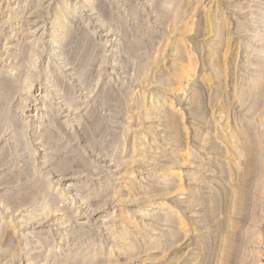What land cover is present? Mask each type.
Returning a JSON list of instances; mask_svg holds the SVG:
<instances>
[{
    "label": "rangeland",
    "instance_id": "rangeland-1",
    "mask_svg": "<svg viewBox=\"0 0 264 264\" xmlns=\"http://www.w3.org/2000/svg\"><path fill=\"white\" fill-rule=\"evenodd\" d=\"M83 1L84 0H0V77L2 76L0 79V81L2 80V83L0 82L1 83L0 88H3V89H0V95H3L2 97L0 96V106L3 108L5 106L4 110H6L5 111L6 114L3 113L4 111L2 108L0 110V112L3 115L5 114V116H3L0 113V145H1L0 149H1L2 145L4 147V151H3V149H1V151H0V162L1 163L3 162L2 164H0V183H2L1 179H3V181H5V183H6L5 184L3 182L0 185V224H1L0 225V231L2 232L0 234V239H1V241H0L1 242L0 243V261L3 260L2 262H5L6 264H11V263L12 264H20V263L21 264H41V262H43V264H49L52 261H55V260L57 261V259H54L53 257L56 258L57 256H60L57 258L61 262L64 260L67 261V262L66 261L62 262V264L63 263L64 264L65 263L66 264H73V263L76 264L77 262H78L77 264H80V263L81 264H85V263L88 264V262L92 260V259L89 260L90 259L89 258L90 257L89 252L92 251L94 248H96V246L101 244L102 249L100 250V252L102 251V253L99 254L100 256L97 255L95 260L93 258L92 262H89V264H93V263L97 264V262L99 260L103 261L100 264H112V263L115 264L116 262L115 261L112 262L111 260H116V257H117V259L120 257V259L118 260L119 262L117 261L116 264H124V261L126 263L127 260H129L127 258L135 256L136 254H138V255L131 258V260L127 264H137V263H139V264H152V263L153 264H174L175 262L177 264H187V263L188 264H195V263L196 264L197 263H199V264H218L221 262L220 257L223 256L220 254V252H222V254H223V250H221V248L223 249V247L220 248V246L221 245L223 246V244H224L223 243L224 241L220 242V240H224V238L223 237L220 238V236L223 235L224 237H226L227 235L231 234L233 231V237H235V236L238 237V240L236 237L234 238V240H237V242L235 241L236 246L234 247V249H236V250L233 249L234 252L231 253L232 255L230 256V259H228V261H226V262L229 263V261H230L229 264H231V263L232 264H251V263L252 264H264V218H263L264 217V191L262 192V190H264V188L260 189L257 185L258 183H255L256 185L254 184L256 179H257V181L259 179H261V181H258V182L264 183L263 182L264 179H262V177H264V174H263L264 173V164H263L264 163V161H263L264 160V158H263L264 157V148L258 149V147L264 146L263 145L264 141L262 140V138L264 139V107H263L264 106V97H263L264 94L261 95V93H264L263 92L264 91V84H262V83H264V80H263L264 76L258 77V78H262V79L257 78L256 80L252 81L251 85H249V87L247 88V91H245V94L243 95L241 100H237L234 97L233 93H231L230 91L224 93L221 96L222 98L217 96V94L215 93V90L208 91V92H210L209 93L210 95L209 94L207 95V93H205L207 91H205L206 89L204 88V86L202 84H198L197 82H194V84L190 87L189 91L186 93V95L184 96L182 101H180L181 103L180 102L177 103V104H179L178 106L180 108H182L181 109V116L182 117H181V119L179 118V120H182V122L180 121L181 123L184 122L183 123L184 124L183 125V127H184L183 131H187V133L182 131V133H183L182 138H184V139H181V141L179 142L180 143L179 146H181L179 148L183 151H180L178 153H176V151H177L176 147H178V146L170 144V134H168L169 131L167 129H165L163 125H161L162 123H161L160 118L158 119V117L161 116L162 112L158 114L159 116H157L153 122L147 121V118L144 116L145 105L149 104L155 98V96L157 94H160L162 96H166L169 98L174 96V94H172L171 92L161 91L160 90L161 88L159 87V85L154 83L153 80L154 81L155 80H161L160 78H163L162 76H170L173 73V67L175 64V59L172 55V51H173L172 47L175 46V44L173 43L175 33L173 32V26L172 27H170V26L174 25V24H172V22L175 23L177 21L176 20L177 18L175 19V17L178 16L179 21L181 19L182 20L187 19L186 21H188L189 23L194 24V21H195L200 25L199 21H202V19H203L200 15H202V14L204 15V13H201V12L205 11L206 8H208L210 6L217 4L219 10L222 11V13H224L227 16V18L229 19L230 27L232 29V32H233L235 38L237 39V42L235 41L234 43H236V45L239 46V50H240V53L237 56V59L235 61L233 60L236 65L234 63L230 65L229 71L231 70L230 71V73H231L232 71L236 72L238 66L242 63V59L245 57L246 44H244V43H246V40H244V39L246 37V34L250 33L252 31V29L255 27V22H256V19H254V16L251 15V17H250V15L248 13H246V9L242 8V7H245L249 4H254L255 2L243 0L242 1L243 3L239 7H235L233 3L226 2L224 0H198L197 2H196V0H194L193 2H191L192 0H190V2H189V0H164V2L167 1L168 3L162 2L163 0H156L157 2L154 0H152V1L151 0H132V1L131 0H103L104 4H106V6H107V10L110 11L109 12L110 18L105 17V18H107L106 19L107 21L105 19L100 18L101 13L98 10L99 8L95 9V11L91 12L90 9L86 6L85 9H82L78 12V14L75 16L76 18L73 16L70 19V23H71L70 25L72 26L73 30H75L78 37H80L79 39H83L84 41H86L85 42L86 44H88L91 41L90 42V48L92 49V52L94 51L93 56L91 55V59L94 60V61L92 60L94 62V65L92 64V66H91L92 67L90 69L91 75H90V77H89L90 79H89L87 77L85 78L82 76L81 71H79V69H80L79 67L75 68V66H79L78 62H75L74 66H70V65H73L74 61L71 62L72 64L70 62H67L64 64L61 62V52H62V48H63L62 46L60 48H58V53L54 54V52L50 53V51L48 49V45H47L49 37L52 34V25H53L54 19L56 18L58 13H60V11H62V10H69L68 13H70V11L74 9V7H77L80 4H82ZM159 1H160V5H158ZM131 2H133V3H131ZM155 3H157V6H159L160 8L164 7V5H165V8H162L163 10L161 9V11H159V13L164 11V12H162V15H161V13L157 14V12H158V10H160V8H153L156 5ZM161 3H163V5H161ZM132 4H133V6H132ZM67 5H69V6H67ZM151 5L153 7H151ZM69 8H71V9H69ZM156 9H158V10H156ZM135 10H136V12H134ZM180 10L182 12H184L185 15L183 13L181 16ZM177 13H180V14H177ZM175 14H177V15H175ZM188 14H190V16H188ZM186 15L189 17V20H188V17H186ZM180 16L184 17V18L186 17V18L184 19V18H181ZM101 17L103 18V16H101ZM199 17H201L202 19ZM77 18H79V20ZM170 18H172L171 19L172 22H170L171 21ZM193 18H194V20H193ZM158 19H163V21L158 20ZM166 19H167V21H166ZM173 19L175 22L173 21ZM161 22H163L162 25H161ZM164 23H166V24H164ZM38 24H40V25H38ZM239 25H240V27H239ZM46 27H48V28H46ZM76 28H79V29L77 30ZM33 29H35V30H33ZM241 29H243V30H241ZM40 30H42V32ZM108 30H109V32H108ZM245 30H248V31L245 32ZM80 31H81V33H80ZM87 31L90 32V34H92V35L89 36L88 35L89 33ZM161 35H163V36H161ZM198 35H200V34L190 35L191 38L189 40H192L194 42V44H197V41L199 38ZM82 36H84V37L86 36V38H84V37L81 38ZM91 36H92V38H91ZM94 40H95V43H94ZM165 40H167L168 42L166 43ZM120 41H121V44L119 45ZM98 44L99 45L101 44L100 48H101L102 53H99L100 50L99 51L97 50V48L99 49ZM164 44H167V45H164ZM119 46H121L122 48ZM163 46L164 47L166 46V47H165V49H163V52H162L161 48H163ZM27 48H29V49H27ZM193 48H194V45H193V47H190V50L192 51ZM39 49H41V50H39ZM42 49H43V51H42ZM120 49H121V51H120ZM19 50H20V52H19ZM71 51H73V50H71ZM157 52H159V53H157ZM17 53H21L23 55V57H21L22 56L21 54L18 55ZM95 53H96V55H95ZM161 54H162V56H159L156 58V55H161ZM17 55H18V57H15ZM198 55H200V54H198ZM126 56H128V57H126ZM167 56H168V58H167ZM164 57L166 58L165 61H163L165 59ZM15 58H17V59H15ZM154 58H156V60H154ZM158 58H161V61L158 60ZM19 59L22 60V63L20 65H19V62H21V61H18ZM25 60H27V61H25ZM35 60H36L37 64L34 62ZM119 60H122V61H119ZM162 61H163V63H161V64L156 63V62H162ZM57 62H59V63H57ZM17 63L19 65V67H18V65H16ZM149 64H150V66H149ZM35 65H36V67H35ZM154 65H158V66L160 65V66L158 67V66H154ZM171 65H173V66H171ZM46 67H48V68H46ZM60 67H63L64 69L60 68ZM65 68H67V69H65ZM46 69H48V70H46ZM154 69H157V70H154ZM5 71H8L9 76L7 74H5V73H7ZM60 71H61V73H60ZM145 71L147 73L150 72V73H148V75L145 76V78H147V81H148V77H149V82L152 83L151 85L149 82H147V81L145 82L144 74H147ZM140 72H142V74ZM167 72H168V74H167ZM76 73H78V74H76ZM152 73H153V77L155 79L152 78ZM56 74H58V76H57L58 78L63 79V84H62V81L60 83V81H59L60 79L55 77ZM157 74H160V75H157ZM237 74H240V73H237ZM263 74H264V72L261 73V75H263ZM26 75H28V76H26ZM12 77H14V80L11 79ZM25 77H26V80H25ZM8 78H10L11 80ZM35 78H37V79H35ZM4 79H6V80L8 79L9 81L5 83ZM86 79H88V80H86ZM150 79L151 80L153 79V80L151 81ZM79 80H80V82H79ZM257 80L258 81L261 80V82H258ZM25 81H29V82H25ZM3 82L6 85L3 84ZM10 83H15L16 85L12 84V86H11ZM253 83H254V85H253ZM30 84L32 86L29 88L30 90H28L27 88L30 86ZM70 85L72 88L70 87ZM62 86L65 88V90L62 88ZM6 87H8V88L5 89ZM67 87H69V88H67ZM258 87H259V89H258ZM11 88H12L13 92H16V94L11 92ZM202 88H204V90ZM250 88H251V90H250ZM68 89L71 92L67 91ZM194 89L202 90L200 92V102H203V106H202V103H200L198 106H196V103H193V102H195V101H193L194 98L192 100V97H194V94H195ZM248 89L250 91H248ZM253 89H255L256 91ZM108 90L112 91V92H110V93H112L111 95L109 94V92H105ZM1 91L2 92L5 91L6 93H8V95H10L12 93L11 96H9L11 98H8V99H11L12 101L11 100L10 101L9 100L3 101L2 98L7 99L8 95L7 94L5 95ZM258 91H261L260 94L258 93L260 96L257 94ZM98 93L102 94V95H100L101 97L98 96L99 95ZM249 93L251 96H248ZM41 94L46 95L45 99H42ZM202 94H204V96ZM12 95H15V96H12ZM64 95H65V97H64ZM66 95L68 96V98L70 97L71 99L73 97L76 98L75 99L76 103L81 101L79 105L82 104V106H79V105L77 106L76 103H74V100H73V104H71L70 102H67L68 100L70 101L71 99H68ZM72 95H73V97H72ZM205 95H206V97H205ZM225 95H226L227 99L225 98ZM255 95L257 97H255ZM109 96H113V98H114L112 104H110L107 101ZM213 96H215L217 98L216 101H215L216 98ZM23 97H25V98H23ZM233 97H234V99H233ZM30 98H32V99H30ZM78 98H79V100H78ZM141 98H142L143 102L141 101ZM91 99L93 101L92 104L94 103L93 105L96 106L95 110L93 109L94 111L92 110V108L94 106L90 105ZM115 99H116V101H115ZM203 100H205L206 102L204 103ZM220 100H222V101H220ZM225 100H226L227 107L225 104ZM6 101L9 103H7ZM191 101H192V103H191ZM82 102L83 103L88 102V103L85 106V104H83ZM117 102H119L118 105L116 104ZM221 102H224V103H221ZM107 103H109V104H107ZM229 103H231V104H229ZM47 104H49V105H47ZM136 104H138V106ZM139 104H143L141 106H143L144 109H143V107H140ZM221 104L223 106H221ZM40 105H43V106H40ZM71 106H73V107H71ZM87 106H90V107L87 108ZM91 106H93V107H91ZM114 106H115V109L118 108L117 111L119 113L114 109ZM200 106H202V107H200ZM205 106L207 108H205ZM112 107H113V109H112ZM223 107H226V109L225 108L223 109ZM32 108H36V111L33 113L29 112L30 109H32ZM86 108L88 110H90V108H91V111L93 114L91 113V111H89V113L91 114L92 117H94V115H98L99 117L101 116L99 118L100 120L103 118V120L101 122H104V125H103V127H102V125H100L101 126L100 128L98 127L99 131H97L98 129H96L94 125L91 126V123L94 120L98 119V116L94 117L95 119L92 117L88 118L90 116V114L88 113V110H85ZM137 108H139V109H137ZM203 108H204V111L201 110ZM228 108H229V111H228ZM230 108H231V110H230ZM133 109H135V111H133ZM211 109H212V112L210 111ZM222 109L227 110V111L225 112ZM209 111L213 115V117L210 116V114H206V115L204 114V113H209ZM182 112L184 113V115ZM220 112H221V114H219ZM46 114H47V116H46ZM87 114L89 115L88 117H87ZM238 116H239V118H238ZM78 118H79V120H78ZM110 118H111V120H110ZM113 118H115V119H113ZM190 118L192 121L190 120ZM112 119L115 121L111 123ZM206 119H207V121H206ZM234 119H237V120H234ZM249 119H250V123L248 122ZM108 120H110V121H108ZM238 120H240V121L238 122ZM116 121L117 122L119 121L118 124ZM176 121H177V119L175 118L174 122H176ZM213 121H214V124L216 122L217 123L215 124V126L213 125V127H212L211 124H213ZM223 121H225V122H223ZM84 122H87V123H84ZM190 122H192V123H190ZM197 122H199V123H197ZM244 122H246V123H244ZM32 123H34V124H32ZM82 123H84V124H82ZM208 123H211V124H208ZM79 124H80V126L82 125L81 128L84 125L83 130H81ZM92 124H94V123H92ZM191 124H193V125H191ZM235 124L237 125L238 129H239L240 125L246 126L247 128L250 127L249 129H251V130L247 129V134L250 137V141L253 144L255 142V140H257V143L255 142L256 147L254 146L255 144H253V147H254V151L256 149L258 154L255 153L254 157H256L255 159L259 164L262 163V164H260L261 166L263 165V167H261L258 164H256V165L254 164V166H256L254 168H256V169L253 172H255L258 169L257 168L258 166H259V169H261L262 171L261 170L256 171L257 172L256 174L251 173L250 178H249V176H247L248 180L250 179V181L247 182V179H246V183H247V185L249 183H251L250 184L251 186L246 185V187H248L247 193H249V194H247L248 198L246 201V206H248V207L245 211V213L247 215L244 213V215H242V216H239V215L235 216L236 213L234 211H232V210L229 211L230 209L228 210V208L232 207V205L230 203V201H231V199H230L231 194L230 193L232 191L229 192V189L233 183L232 184L230 183L232 181V178H230V177H232V176H230L231 174H230V170L228 169V165L225 164L229 160L230 156H229V154H225V153H229L228 149H230V155H231V153H233L236 150L237 146L240 144V142L235 141L236 144L238 143L237 145H235L234 141H233V140H236L235 137H237V134H239V130L236 128ZM249 124H250V126H249ZM157 125L160 127H158ZM225 125H227V126H225ZM78 126H79V128H77ZM224 126L227 127L228 129L225 128ZM85 127H87L88 129ZM124 127L125 128L127 127V128L125 129ZM142 127H144V128H142ZM152 127H157V128L163 129L161 131L162 133L158 134L156 140H153V136L155 135V129ZM218 127H219V129H218ZM185 128H187L188 130L187 129L184 130ZM198 128H200V129H198ZM44 129H46V130L44 131ZM205 129H207V130H205ZM229 129H232V130L229 131ZM198 130H200V131H198ZM89 131L91 132L90 134H92L91 135L92 138L90 137L92 139V142L90 141L92 144H89L90 142L88 141L89 140L88 139L89 138V136H88ZM223 131H224V133H223ZM231 131H233V132H231ZM234 131H235V133H234ZM249 131H251L250 134H249ZM12 132H14L15 135ZM44 132H46V133H44ZM165 132H167V133H165ZM85 133H87L88 135ZM140 133H141V135H139ZM231 133L234 136L236 134V136L231 138V136H232ZM11 134H13V138L11 137ZM142 134H144V135H142ZM222 134L227 135V139L224 140L223 142L220 141L221 140L220 136ZM201 135H207V137H211V140H212L211 143H213V144L215 143V146L213 144H211V145L205 146V148H204V146H203L204 142L202 141ZM255 135H257V136L261 135L260 137H262V138H259V137H256V138H258L259 141L261 140L260 142L262 145L259 143L258 139H256V138L252 139L251 138V137H255ZM48 136H50V139H47V138H49ZM128 136H130V137H128ZM141 136L142 137L144 136V138H145V143L142 146H140V144H139V138ZM238 136H240V135H238ZM186 138H188L189 141ZM46 140L47 141L49 140L48 141V142H50L49 145L48 144L46 145V142H47ZM182 140H183V142L185 141L184 144H186L188 142L187 145H184ZM218 142H220L221 144ZM223 143H225V144H223ZM227 143H229V145L230 144L233 145L232 146L233 148L232 147L228 148L229 145ZM181 144H183V145H181ZM218 144L221 146H219ZM51 145H56V146L52 147ZM165 145H167V146H165ZM199 145H201L203 148L198 147ZM223 145H225V146H223ZM258 145H260V146H258ZM133 146H135V147H133ZM148 146H150V147L154 146L155 150H156V148L159 147V149H157V150H160V151H157V154L154 156L149 155L145 159L142 158L144 160H142V159L136 160L137 155H139L140 152L145 151V147H148ZM212 146L215 149H213ZM56 147H59L62 149L59 151L58 150L59 148L56 149ZM238 147H240V146H238ZM117 148H118V150H117ZM216 148H218V149L216 150ZM222 148L226 152L223 151ZM49 149H53V150H49ZM201 149H203V150H201ZM54 150L57 152H55ZM119 150H120V152H119ZM185 150L193 151L196 153V159L195 160H196L197 165L198 164H205L206 162H209V163H207V167L204 170L199 172L201 177L202 176L205 177L202 179H206V180L200 179V180L195 181L191 178V172L190 171L198 168V166L195 165L196 163H193V165H185V167H181L180 171L181 170H183V171H182V174L180 176L182 179L180 183L182 185H184V189H185L184 193L180 197H177L175 194H171V193L167 196H164L167 198L168 202L170 201L169 203L172 206H177L179 208H184L186 210H188L189 208L190 209L193 208L194 213H195V211L196 212L198 211L197 212L198 215H202L201 221H203V222H199V224L195 221L196 220L195 218L198 216V215H196L197 213H195V215H193L191 217L189 216V218H188V216H186V219L187 218H188V220L190 219V221L187 220V222L189 223V225L191 223L192 226H190V228H193V230L192 229H190L189 231L183 230V232H186L185 236H184L183 232H180V234H177V235L175 234V231L177 229V227H175V226H177V224L174 223L168 217H167L168 219L166 218L165 221L159 220L160 219L159 216H161V214L164 213L162 210L161 211L156 210V212L151 211L152 213L148 212V213H150V215H148L146 217H140L138 215L136 216L135 211L138 209V206H143V205L146 206L148 204L150 205V203H152L153 200L160 199L161 195L158 192H156L158 190V188L160 189V188L165 187L166 189L163 188L165 190L163 193H167L168 191L171 192L170 190H168L169 189L168 187H171L173 184L179 183V181H178V180H180L179 177H177L173 174V170L175 168L174 169L170 168L169 170H166L165 175L157 176L156 178L151 176V175H152V172L155 168H164L165 167L166 164L164 163L163 160L167 159V158H169V160H171V158H175L176 160L178 159L176 161V163L181 160L180 162H178V165H181L182 164L181 162H183V164L189 163V161H186L185 157H184L185 153H183V152ZM131 151H135V152H131ZM130 152L132 154H130ZM153 153L155 154V152H153ZM1 154H2V156H1ZM52 154H53L54 158L52 157ZM134 154H136V155H134ZM49 155H51V159H50V157L46 158V156H49ZM209 155L210 156L212 155L214 157L213 160H210L208 158V157H210ZM135 156H136V158H133ZM161 156H163L164 158ZM166 156H168V157H166ZM172 156H174V157H172ZM257 156H259L260 158H258ZM126 157H128V158H126ZM150 157H153V159L155 158V160L151 159ZM205 157L208 158L207 161H204L205 159H207ZM69 158H70V160H68ZM72 158L74 159L72 161H75V163L71 161ZM130 158L132 159V161ZM202 158H204V159H202ZM222 158L224 159V161L221 160ZM200 159H202L203 161ZM261 159H263V160H261ZM43 160L44 161L46 160V161L44 162ZM149 160H153V161H149ZM156 160H158V161H156ZM214 160H215V162L213 163L212 161H214ZM67 161H71V163L63 168L62 166H64L67 163ZM123 161H125V162H123ZM198 162H200V163H198ZM176 163L173 165L175 166ZM216 163H217V165L218 164L221 165V163H222L223 167H222V165L220 167H222L223 169L219 168L220 172H221V170L223 171V172H221L222 174L220 172H217V171H219V169L215 170L219 167L218 166L215 168ZM68 170L72 171V173L75 172V174L70 173V171H68ZM209 170H211V172ZM224 170H226V171H224ZM227 170H229V171H227ZM212 171H214L215 173ZM60 172H62V173H60ZM64 172L66 174L69 173L67 177H65L66 174ZM208 172H210V173H208ZM226 172H227V174H226ZM130 174L135 177V183L137 181L136 178H138V181H137L138 184H136V188L131 190L132 192H134L133 194H136V195H134L136 198H133V199L131 196L132 192L129 191L130 188L126 187L127 186L126 181L129 180L130 177H132V176L129 177ZM169 174H171V175L169 176ZM260 174H263V175L261 176ZM228 176H229V178H228ZM62 177L67 178L68 179L67 181L69 183L68 182L65 183V181L63 182ZM54 178H56V179H54ZM225 178H226V180H225ZM164 179H166L167 181H165ZM215 179H217V181ZM80 180L83 182L85 181V182L82 183ZM154 180L157 183H153V182H155ZM229 180H230V182H229ZM176 181H177V183H176ZM76 182L78 184L82 183L85 186H83L82 184H80L81 185L80 186V185L76 184ZM105 182H107V183H105ZM215 182H216V184H215ZM218 182H220V184ZM88 183L90 185H87ZM169 183H170V185H169ZM217 183H218V185H217ZM224 183L225 184L227 183L228 185H225ZM69 185H71V186H69ZM210 185H212V186H210ZM224 185L229 187V188L224 187V188H227L226 189L227 192L225 191V189H223ZM90 186H93V187H90ZM155 186H157V187L151 188V187H155ZM213 186H215V187H213ZM72 187L73 188L75 187V188L73 189ZM79 187H81V188H79ZM99 187H100V189H99ZM140 187H142V188H140ZM193 187H195L199 190V196H201V197L195 196L194 200H192V202L190 203V202H188V200H189L188 198H190L191 195H193V193L195 191L194 190L195 188H193ZM212 187L214 189L216 187L217 188L214 190ZM144 188L146 190H144ZM186 188L188 190H186ZM208 188L209 189L211 188L212 191L208 190ZM7 189H9V191ZM136 189H138L137 190L138 193H140V191H141L139 189H142V191L149 190L148 192H150L151 194L145 192L146 195L145 194L144 195L139 194V196H138ZM151 189H152V191H151ZM220 189L223 190V192H224V193L222 192L223 195L221 193H219L220 191H216V190H220ZM91 190H95V191H91ZM98 190H100L101 192ZM107 190H108V192H105ZM3 191L4 192L6 191V192L4 193ZM14 191H16V192H14ZM110 191L113 194H111ZM117 191H119L118 194L115 193ZM126 191L127 192L129 191L128 192V194L130 193L129 196L127 195V193H124ZM17 192L20 195L18 194L17 195L18 197L14 198V197H16L14 195H16ZM99 192L101 193L100 194L101 196L98 194ZM121 192H123V194ZM217 192L220 194V196L218 195ZM225 192H226V194H225ZM9 193L11 195V199L7 198V196L10 197L8 195ZM81 193L84 195L89 194L88 196L90 198L92 197L91 199H93V197L94 198L97 197L96 199H94V200H97V202L95 201V204L97 203V205L92 203L94 201H92L89 198L87 199L86 202H82L80 195H79ZM103 193H106V194H103ZM109 193L111 195H107ZM211 193H213V195H215L216 198L221 197V198H219V200L217 199L216 206L214 207V209L212 211L209 210V205H208V203H210L209 200L208 201L206 200V199H208V197L210 195H212ZM260 193H262L263 195L262 194L260 195ZM53 194L55 195V198H54ZM90 194L91 195L93 194V196H91ZM119 194L124 196V197L121 196L120 200L118 199ZM102 195H104V196L107 195V196H106V198L103 199L104 196H102ZM228 195L230 196V198H228L229 197ZM248 195H250V197ZM12 196H14V197L12 198ZM28 196H30V198L33 201L31 199H28ZM130 196H131V198H129ZM222 196H224V197L226 196V199L227 198L229 199V201H228L229 203L227 202L226 199H223L224 197H222ZM1 197H3V198H1ZM23 197H26V198L22 199ZM6 198L9 201L11 200L10 203H8L9 201H7ZM40 198L43 200H41ZM48 198H52L54 200H51ZM123 198H127L128 201L127 202L121 201ZM12 199H14V200L16 199L17 202H18V199H21V200H20V202H18V204H16L17 202L13 201ZM66 199H67V201H66ZM209 199H210V197H209ZM258 199H261V200H258ZM29 200L32 202L31 203L29 202L26 205L25 202L26 201L28 202ZM40 200H41V203L38 202ZM256 200L260 201V203ZM195 201H197V202H195ZM219 201H221L220 204H219ZM22 202H24V203H22ZM98 202H100V203H98ZM186 202H188V203H186ZM22 204H23V206H22ZM33 204H34V206H32ZM91 204H92V206H91ZM40 205L42 206L41 207L42 209L40 208ZM228 205H230V207ZM35 206H37V207H35ZM89 206H91V207H89ZM17 207L19 209H17ZM62 207H63V209H62ZM66 207H68L67 208L68 210L67 209L64 210V208H66ZM206 207H208V208L206 209ZM42 210L44 211L43 216H42V214H43ZM122 211H127L128 214L133 216V220L136 222L141 221L142 218H144V219L146 218L144 220V223H146V226L143 229H140L137 226V228L132 227L129 231V234L131 236L136 235V236L140 237L139 244H138L140 251L137 253L135 252L137 250H135L132 253L126 252L127 254L121 252L119 256H116L115 258H108L106 260L105 257H110V254H108V252L110 253V251L112 249H118V247H120L122 245L120 240L115 236V234L114 235L110 234L109 229L110 228L112 229L113 228L112 226H114L115 224L120 226V228H122V227L128 228V225H129V223L126 219L121 218ZM209 211H211L212 213H210ZM27 212H29L30 214H28ZM232 212H234V213L232 214ZM46 213H48V215ZM31 214H32V216H31ZM36 214H39V217ZM153 214H155V216ZM28 215L30 218L32 217L30 220H29ZM66 215H69V217ZM70 215H73V217ZM256 215H258V217ZM103 216L105 217V219ZM21 217H23V218H21ZM98 217H100V218H98ZM227 217H230V219ZM19 218H20V220H19ZM24 218L26 219V221ZM40 218L42 219L41 221H40ZM233 218L236 219L235 221H237L238 223H241L240 226L237 223V225L239 227L236 226L235 228H238V230L240 232L242 231V233H239L238 230H236L235 228L234 229L233 228L231 229V227L229 228V225H228L229 223H225V222H228L229 220L233 221L234 220ZM253 218H255L256 221H255V219L253 221ZM58 219H60V220H58ZM220 219H223V220L219 221ZM238 219H240V221ZM260 219H262V220H260ZM21 220L24 224H21L22 223V222H20ZM192 220H194V221H192ZM63 222H65V223H63ZM155 222H157V223H155ZM165 222H167V223H165ZM255 222L256 223L258 222V223L256 224ZM81 223H84V224H81ZM220 223H222L224 226L214 228V226H217L216 224L221 225ZM85 224L87 226L88 225L92 226V228L90 226L87 227ZM107 224L109 226H107ZM225 224L228 225V228H226L227 225H225ZM149 226H152V227H149ZM26 227H27V229H26ZM155 227H158V229L156 230V232L157 231L158 232L155 235V238H157L158 240H161L162 236L160 235V233L163 230L167 229V232H165L166 238H165V242H163L159 248L152 249L151 252H156V253H152L151 255H149V253L146 252V245L143 242L142 237H144L146 235V233L148 234L150 232V230H154ZM171 227H172V230H171ZM250 227L251 228L253 227V230L255 231V233L253 230L250 229ZM41 228H43V229H41ZM197 228H200V230L199 229L197 230ZM240 228H242V229H240ZM25 229L29 230V231H26ZM194 229H195V232H194ZM248 229H249V231H248ZM258 229H259V231H258ZM34 230H36L37 234L38 233L39 234L37 235L36 232H34ZM42 230H44V231H42ZM235 230H236V235L234 236ZM244 230H245V232L247 231L248 233H251L253 231L252 233H254V234H256V233L261 234L260 239L258 241H256L257 244L255 243V241H254L255 244H253L252 240L250 239V236L247 237L248 236L247 232L246 233L243 232ZM68 231L70 232V234ZM118 231H119V229L115 232H118ZM213 231H215V234L213 233ZM229 231H230V233L227 234ZM30 232L33 235H31ZM188 232L189 233L192 232V234H188ZM224 232H227V233L223 234ZM25 233H28V234H25ZM59 233H60V235H59ZM46 234H48V235L46 236ZM72 234H74V235H72ZM167 234H169V235H167ZM197 234H198V236H196ZM242 234L243 235L246 234L247 236L246 235L242 236ZM64 235H66V236H64ZM92 235H94V236H92ZM187 235H189V236H187ZM208 235L210 237L212 235L213 236L215 235L217 238L215 240V239H212V238H215V236L210 238ZM238 235H240V236H238ZM42 236L43 237L46 236V239H43ZM110 236L112 238H110ZM113 236H115V237H113ZM179 236H181V238H183V239H180ZM203 236H206V237H203ZM36 238L42 244H40L39 242L37 243ZM47 238L49 239V241L51 243L48 241ZM50 238H53L54 241H51ZM177 238L180 240L177 241L178 240ZM200 238H202L204 240V243H206V245L205 244L203 245V242H202L203 240ZM206 238L210 239L211 242L209 243L208 241H210V240H208ZM9 239L10 240L12 239L10 241V243H9ZM39 239H41V240H39ZM96 239H98V240H96ZM171 240H173V241H171ZM195 240L196 241L198 240V243L202 240L201 241L202 243L200 242L201 245H200V243L198 245V243ZM6 241L9 244H11L12 241L14 242L11 244V245H13L12 246L13 250L10 247L11 245L9 246V244H8V246H6L7 245ZM43 241H45L46 243ZM213 241H216V242H213ZM34 242H36V243H34ZM76 242H78V243H76ZM93 242H95L96 244H94ZM140 242H142V243H140ZM173 242H175L176 245L172 244ZM249 242H250V244H249ZM24 243H27L28 246ZM49 243L51 244V246H50L51 248L48 247L50 245ZM143 243H144V245H142ZM20 244L25 245L27 248H25L24 246L23 247L20 246ZM89 244L92 246H90ZM171 244H172V246H171ZM196 244L198 246H196ZM207 244H210L212 246H210V245L207 246ZM219 244H221V245H219ZM53 245L55 247H53ZM141 245L143 247L145 246L144 247L145 249L143 247H141ZM166 246L167 247L169 246V248H167ZM213 247H215V248H213ZM217 247H219L220 251L216 250ZM236 247H238V249ZM252 247H254L255 249ZM29 248H32V249L30 250ZM53 248H55V249H53ZM87 248H89V249H87ZM90 248H93V249H90ZM197 248H199V249L203 248V249H200V250L198 249V251H197ZM207 248H208V250H207ZM18 249H20V250H18ZM24 249H26V250H24ZM85 249H86V251H84ZM141 249H143L145 253L143 251H141ZM178 249H180V250H178ZM183 249H185V250H183ZM193 249H194V251H193ZM37 250H38V252H37ZM30 251H32V252L34 251L33 256L35 255V257L31 256L32 254ZM159 251H161L162 254ZM166 251H167V254H166ZM202 251L204 253H202ZM251 251H254V252H252L254 259L252 258V256H249V255H251L250 254ZM11 252H12V254H11ZM44 252L48 253L47 254L48 256L43 255V254H45ZM217 252H219L218 253L219 255H217ZM38 253H40V255ZM87 253H89V254H87ZM106 253H107V255H105ZM173 253H175V257L173 256ZM200 253L202 255H200ZM234 253H236V254H234ZM78 254H79V257L78 256L75 257ZM122 254L125 255V257H123ZM163 254H166V255H163ZM37 255H39V256L37 257ZM126 255H127V258H126ZM192 255L193 256L197 255V256L193 257ZM44 256H46V257H44ZM81 256H83V257L80 258ZM85 256L89 259H87ZM102 256L104 257V260H102V258H103ZM149 256L152 258L149 259L150 258ZM155 256H157V257H155ZM159 256L161 258H159ZM68 257H70V258H68ZM231 257H232V259H235V258L236 259L233 261L231 259ZM5 258H7V259H5ZM29 258L34 260V261H29L30 260ZM43 258H45V259H43ZM61 258H64V259H61ZM65 258H68V259H65ZM76 258H77V260H76ZM98 258H100V259H98ZM52 259H54V260H52ZM69 259H71V260H69ZM80 259L81 260L83 259L82 261H84V262H82V261L80 262ZM85 259H86V261H85ZM187 259H190L191 262ZM191 259L192 260L196 259V260L192 262ZM149 260H150V262H149ZM176 260H178V261H176ZM197 260H199V261H197ZM73 261H75V262H73ZM101 261H99V262H101ZM2 262H0V264H5ZM226 262H225V264H226Z\"/></svg>",
    "mask_w": 264,
    "mask_h": 264
},
{
    "label": "bare ground",
    "instance_id": "bare-ground-1",
    "mask_svg": "<svg viewBox=\"0 0 264 264\" xmlns=\"http://www.w3.org/2000/svg\"><path fill=\"white\" fill-rule=\"evenodd\" d=\"M132 1V0H131ZM152 1V0H151ZM154 1H156V0H154ZM194 0H192L191 2H193ZM198 0H196V2H197ZM224 1H226V2H230V3H233L234 4V6L235 7H239L243 2V0H224ZM236 1V2H235ZM248 1H250V2H255L254 4H249V5H247V6H245V7H242V8H245L246 9V13H248L249 15H250V17H251V15L252 16H254V19H256V22H255V27L252 29V31L250 32V33H248V34H246V37H245V39L244 40H246V43H244V44H246V48H245V57L242 59V63L238 66V68H237V70H236V72H231L230 73V71H229V68H230V65L231 64H235V60L237 59V56L239 55V53H240V50H239V46H237L236 45V43H234L235 41L237 42V39L235 38V36H234V34H233V32H232V29H231V27H230V22H229V19L227 18V16L224 14V13H222V11H220L219 10V8H218V5L216 4V5H212V6H210V7H208V8H206V10L205 11H203V12H201V13H204V15L202 16V15H200L201 17H199V18H201L202 19V21H199V23H200V25L197 23V22H195L194 21V24L193 23H189L188 21H186V20H178V16L177 17H175V19L177 20L176 22L174 21V19H173V21L175 22V23H173L172 22V18H170V22H172V24H174V25H171L170 27H172L173 26V32L175 33V37H174V44H175V46L174 47H172L173 48V51H172V55H173V57H174V59H175V64H174V67H173V73L170 75V76H162L163 78H160L161 80H153V82L154 83H156V84H158L159 85V87L161 88L160 90L161 91H163V92H171L172 94H174V96H172V97H166V96H162V95H160V94H157L156 96H155V98L149 103V104H147V105H145V113H144V116L147 118V121H149V122H153L154 120H155V118L157 117V116H159L158 114L159 113H161V116H159L158 117V119L160 118V120H161V125H163L164 126V128L165 129H167L168 131H169V133L168 134H170V144H173V145H176V146H178V147H176L177 148V151H176V153H178V152H180V151H183V150H181L179 147H181V146H179L180 145V141H181V139H184V138H182V131H183V123H181L182 122V120H179V118L181 119V109L182 108H180L178 105L179 104H177L178 102H180V101H182V99L184 98V96L186 95V93L189 91V89H190V87L194 84V82H197L198 84H202L203 86H204V88L206 89L205 91H207V92H205V93H207V95L210 93V92H208V91H212V90H215V93L217 94V96L218 97H221L224 93H226V92H228V91H230L231 93H233V95H234V97L237 99V100H241L242 99V97H243V95L245 94V91H247V88L249 87V85H251V83H252V81H254V80H256L259 76L261 77V76H264V74L263 75H261V73H263L264 72V0H248ZM157 2V1H156ZM162 2H164V0L162 1ZM189 2H190V0H189ZM212 2V1H211ZM210 2V3H211ZM106 3V2H105ZM131 3H133V2H131ZM164 3H168L167 1L166 2H164ZM209 3V4H210ZM69 4V3H68ZM108 4V3H107ZM153 4V3H152ZM156 5H155V7H153L152 5H151V7H153V8H160L159 6H157V3H155ZM195 4V3H194ZM78 5V4H77ZM135 5V4H134ZM158 5H160V1H159V3H158ZM161 5H163V3H161ZM208 5V4H207ZM67 6H69V5H67ZM88 7L89 9H90V11L92 12V11H95V9H98L99 11H100V13H101V16H103V18L100 16V18L101 19H107V18H105V17H108V18H110V14H109V12L110 11H108L107 10V6H106V4H104V2H103V0H84L83 2H82V4H80L79 6H77V7H74V9L73 10H71L70 11V13H68V11L69 10H62V11H60V13H58V15L56 16V18L54 19V22H53V25H52V34L50 35V37H49V40H48V43H47V45H48V49H49V51H50V53L51 52H54V54H57L58 53V48H60L61 46L63 47L62 48V52H61V62L64 64V63H67V62H73V65H70V66H74L75 64V62H78L79 64V66H75V68H77V67H79L80 69H79V71H81V73H82V76L83 77H87V78H89L90 77V75H91V66H92V64L94 65V60L93 59H91V55L93 56V52H92V49L90 48V42L88 43V44H86L85 42L86 41H84L83 39H79L80 37H78V35H77V33L75 32V30H73V28H72V26L70 25L71 23H70V19L74 16H76L77 14H78V12L80 11V10H82V9H85V7ZM132 6H133V4H132ZM157 6V7H156ZM61 7V6H60ZM63 8V7H62ZM162 8H165V5H164V7H162ZM162 8H160V10H158V9H156V10H158V12H157V14L159 13V11H161V9ZM221 8V7H220ZM231 8V7H230ZM68 9V8H67ZM69 9H71V8H69ZM194 9V8H193ZM240 9V8H239ZM134 10V9H133ZM163 10V9H162ZM224 11V10H223ZM97 12V11H96ZM134 12H136V10L134 11ZM162 12H164V11H162ZM162 12H160L161 13V15H162ZM243 12V11H242ZM90 13V12H89ZM156 13V12H155ZM159 13V14H160ZM180 13H181V16H182V14L184 13V12H182L181 10H180ZM180 13H177V14H180ZM192 13V12H191ZM240 13V12H239ZM156 14V15H157ZM165 14V13H164ZM163 14V15H164ZM177 14H175V15H177ZM184 15H185V13H184ZM183 15V16H184ZM198 15V14H197ZM246 15V14H245ZM166 16V15H165ZM180 16V17H181ZM188 16H190V14H188ZM187 15H186V17H188ZM54 17V16H53ZM185 17V18H186ZM194 17V16H193ZM76 18V17H75ZM163 18V17H162ZM165 18V17H164ZM181 18H184V17H181ZM184 18V19H185ZM195 18V17H194ZM194 18H193V20H194ZM198 18V19H199ZM236 18V17H235ZM78 20H79V18H77ZM200 19V20H201ZM233 19V18H232ZM75 20V19H74ZM158 20H162L163 21V19H158ZM157 20V21H158ZM188 20H189V17H188ZM103 21V20H102ZM107 21V20H106ZM166 21H167V19H166ZM160 22V21H159ZM93 23V22H92ZM162 23L163 22H161V25H162ZM169 23V22H168ZM167 23V24H168ZM164 24H166V23H164ZM163 24V25H164ZM198 24V25H197ZM254 24V23H253ZM38 25H40V24H38ZM160 25V26H161ZM241 25V24H240ZM240 25H239V27H240ZM159 26V27H160ZM232 26V25H231ZM242 26V25H241ZM31 27V26H30ZM37 27V26H36ZM45 27V26H44ZM79 27V26H78ZM46 28H48V27H46ZM77 30L79 29V28H76ZM101 29V28H100ZM244 29V28H243ZM243 29H241V30H243ZM33 30H35V29H33ZM87 30V29H86ZM31 31V30H30ZM29 31V32H30ZM41 32H42V30H40ZM246 31H248V30H245V32ZM79 32V31H78ZM88 32V31H87ZM108 32H109V30H108ZM49 33V32H48ZM80 33H81V31H80ZM89 34V36L90 35H92V34H90V32H88ZM92 33V32H91ZM119 33V32H118ZM154 33V32H153ZM156 33V32H155ZM105 34V33H104ZM192 34H200V35H198L199 36V38H198V41H197V44H194V42L192 41V40H189L190 38H191V36L190 35H192ZM32 35V34H31ZM119 35V34H118ZM123 35V34H122ZM171 35V34H170ZM38 36V35H37ZM154 36V35H153ZM159 36V35H158ZM161 36H163V35H161ZM40 37V36H39ZM42 37V36H41ZM84 36H82L81 38H83ZM32 38V37H31ZM84 38H86V36L84 37ZM91 38H92V36H91ZM168 38V37H167ZM196 38V37H195ZM242 39V38H241ZM36 40V39H35ZM89 40V39H88ZM169 40V39H168ZM123 41V40H122ZM166 41V43L168 42L167 40H165ZM94 43H95V40H94ZM165 43V42H164ZM121 44V41L119 42V45ZM93 45V44H92ZM91 45V46H92ZM164 45H167V44H164ZM193 45H194V48L192 49V51L190 50V47H193ZM98 46H99V49L97 48V50L99 51L100 50V52L99 53H102L101 52V48H100V46H101V44L99 45L98 44ZM44 47V46H43ZM119 47H121V46H119ZM166 47V46H165ZM165 47L163 46V48H161L162 50V52H163V49H165ZM42 48V47H41ZM122 48V47H121ZM27 49H29V48H27ZM21 50V49H20ZM20 50H19V52H20ZM39 50H41V49H39ZM71 50H73V51H71ZM95 50V49H94ZM123 50V49H122ZM42 51H43V49H42ZM120 51H121V49H120ZM41 52V51H40ZM39 52V53H40ZM96 52V51H95ZM161 52V53H162ZM31 53V52H30ZM36 53V52H35ZM105 53V52H104ZM157 53H159V52H157ZM18 55L19 54H21V53H17ZM131 54V53H130ZM198 54H200V55H198ZM18 55L17 56H15V57H18ZM22 55V54H21ZM95 55H96V53H95ZM159 56H162V54L161 55H156V58L157 57H159ZM21 57H23V55L21 56ZM20 57V58H21ZM96 57V56H95ZM126 57H128V56H126ZM130 57V56H129ZM35 58V57H34ZM156 58H154V60H156ZM165 58V57H164ZM167 58H168V56H167ZM15 59H17V58H15ZM24 59V58H23ZM37 59V58H36ZM125 59V58H124ZM29 60V59H28ZM38 60V59H37ZM47 60V59H46ZM93 60V61H92ZM158 60H160L161 61V58H158ZM157 60V61H158ZM166 60V58L163 60V61H165ZM234 60V61H233ZM18 61H21V62H19V65L22 63V60H18ZM25 61H27V60H25ZM119 61H122V60H119ZM163 61L162 62H156V63H163ZM36 64H37V62H36V60L34 61ZM47 62V61H46ZM56 62V61H55ZM155 62V61H154ZM54 63V62H53ZM57 63H59V62H57ZM113 63V62H112ZM45 64V63H44ZM49 64V63H48ZM72 64V63H71ZM172 64V63H171ZM16 65H18V63L16 64ZM19 65H18V67H19ZM26 65V64H25ZM60 65V64H59ZM58 65V66H59ZM164 65V64H163ZM236 65V64H235ZM149 66H150V64H149ZM154 66H158V65H154ZM160 66V65H159ZM158 66V67H159ZM166 66V65H165ZM171 66H173V65H171ZM17 67V68H18ZM35 67H36V65H35ZM45 67V66H44ZM43 67V68H44ZM55 67V66H54ZM32 68V67H31ZM46 68H48V67H46ZM60 68H63V67H60ZM70 68V67H69ZM73 68V67H72ZM64 69V68H63ZM62 69V70H63ZM65 69H67V68H65ZM236 69V68H235ZM46 70H48V69H46ZM154 70H157V69H154ZM14 71V70H13ZM12 71V72H13ZM151 71V70H150ZM4 72V71H3ZM5 72H7V73H5V74H7L8 75V71H5ZM31 72V71H30ZM146 72V71H145ZM154 72V71H153ZM158 72V71H157ZM60 73H61V71H60ZM63 73V72H62ZM141 74H142V72H140ZM147 73V72H146ZM148 73H150V72H148ZM148 73L147 74H144V78H145V76L146 75H148ZM237 73H240V74H237ZM13 74V73H12ZM48 74V73H47ZM59 74V73H58ZM58 74H56L55 75V77H57L58 76ZM76 74H78V73H76ZM167 74H168V72H167ZM36 75V74H35ZM38 75V74H37ZM157 75H160V74H157ZM162 75V74H161ZM166 75V74H165ZM234 75V76H233ZM9 76V75H8ZM11 76V75H10ZM26 76H28V75H26ZM33 76V75H32ZM51 76V75H50ZM62 76V75H61ZM74 76V75H73ZM2 77V76H1ZM1 77H0V79H1ZM60 77V76H59ZM138 77V76H137ZM148 77V76H147ZM28 78V77H27ZM47 78V77H46ZM58 78V77H57ZM80 78V77H79ZM139 78V77H138ZM152 78H154L153 77V73H152ZM8 79H10V78H8ZM6 80V79H4L5 80V83L6 82H8L9 80ZM11 79H13L14 80V77H12ZM10 79V80H11ZM29 79V78H28ZM33 79V78H32ZM35 79H37V78H35ZM58 79H60V78H58ZM83 79V78H82ZM90 79V78H89ZM155 79V78H154ZM258 79H262V78H258ZM3 80V81H4ZM25 80H26V77H25ZM55 80V79H54ZM78 80V79H77ZM81 80V79H80ZM80 80H79V82H80ZM86 80H88V79H86ZM144 80V79H143ZM151 80V79H150ZM151 80V81H152ZM264 80V79H263ZM60 81V83H61V81H62V84H63V79H60L59 80ZM147 81V78H145V82ZM258 81V80H257ZM256 81V82H257ZM1 83H2V80L0 81ZM24 82V81H23ZM25 82H29V81H25ZM44 82V81H43ZM46 82V81H45ZM55 82V81H54ZM67 82V81H66ZM147 82H149V77H148V81ZM258 82H261V80H259ZM0 83V84H1ZM4 82H3V84H5ZM73 83V82H72ZM150 83V82H149ZM11 84V86H12V84H15V83H10ZM49 84V83H48ZM47 84V85H48ZM152 83H150V85H151ZM257 84V83H256ZM255 84V85H256ZM261 84V83H260ZM262 84H264V83H262ZM6 85V84H5ZM16 85V84H15ZM253 85H254V83H253ZM32 85L30 84V86L27 88L28 90H30L29 88L31 87ZM60 86V85H59ZM66 86V85H65ZM69 86V85H68ZM200 86V85H199ZM261 86V85H260ZM15 87V86H14ZM61 87V86H60ZM70 87H71V85H70ZM148 87V86H147ZM8 87H6L5 89H7ZM17 88V87H16ZM62 88L65 90V88L62 86ZM61 88V89H62ZM67 88H69V87H67ZM72 88V87H71ZM70 88V89H71ZM204 88H202L203 90H204ZM254 88V87H253ZM263 88V87H262ZM0 89H3V88H0ZM38 89V88H37ZM89 89V88H88ZM110 89V88H109ZM258 89H259V87H258ZM16 90V89H15ZM39 90V89H38ZM63 90V91H64ZM102 90V89H101ZM250 90H251V88H250ZM249 89H248V91H250ZM253 90H255V89H253ZM7 91V90H6ZM59 91V90H58ZM67 91H69V89L67 90ZM202 90H200V89H194V92H195V94H194V97H192V100H193V98H194V100L193 101H195V102H193V103H196V106H198L200 103H202V106H203V102H200V92H201ZM256 91V90H255ZM2 92V91H1ZM11 92L12 93H15L16 94V92H13L12 91V88H11ZM42 92V91H41ZM62 92V91H61ZM66 92V91H65ZM69 92H71V91H69ZM105 92H109V94L111 95L112 93H110V92H112V91H105ZM260 92L261 91H258L257 92V94L259 93L260 94ZM264 92V91H263ZM2 93H4L5 95L7 94L8 95V93H6L5 91L4 92H2ZM1 93V94H2ZM11 93V94H12ZM31 93V92H30ZM37 93V92H36ZM43 93V92H42ZM54 93V92H53ZM193 93V92H192ZM203 93V92H202ZM204 93V94H205ZM11 94L10 95H8L7 96V99H4V98H2L3 99V101H5V100H11V99H8V98H11V97H9V96H11ZM27 94V93H26ZM29 94V93H28ZM35 94V93H34ZM66 94V93H65ZM71 94V93H70ZM69 94V95H70ZM73 94V93H72ZM99 94V93H98ZM97 94V95H98ZM105 94V93H104ZM151 94V93H150ZM204 94H202L203 96H204ZM258 94V95H259ZM264 93H261V95H263ZM42 95V94H41ZM100 95H102V94H99L98 96L99 97H101ZM143 95V94H142ZM210 95V94H209ZM1 97L3 96V95H0ZM12 96H15V95H12ZM67 96V95H66ZM76 96V95H75ZM146 96V95H145ZM151 96V95H150ZM248 96H251L250 95V93H249V95ZM253 96V95H252ZM260 96V95H259ZM29 97V96H28ZM33 97V96H32ZM42 97V99H45V97H46V95H42L41 96ZM49 97V96H48ZM52 97V96H51ZM64 97H65V95H64ZM72 97H73V95H72ZM106 97V96H105ZM191 97V96H190ZM205 97H206V95H205ZM208 97V96H207ZM213 97H215V96H213ZM224 97V96H223ZM228 97V96H227ZM234 97H233V99H234ZM255 97H257L256 95H255ZM264 97V96H263ZM6 98V97H5ZM13 98V97H12ZM23 98H25V97H23ZM67 98H68V96H67ZM216 98V97H215ZM222 98V97H221ZM225 98H226V95H225ZM232 98V97H231ZM246 98V97H245ZM248 98V97H247ZM251 98V97H250ZM30 99H32V98H30ZM61 99V98H60ZM68 99H71L70 97L68 98ZM76 98H72L70 101L68 100L67 102H70L71 104H73V100H74V103H76V100H75ZM113 96H109V98H108V102L110 103V104H112V102H113ZM135 99V98H134ZM144 99V98H143ZM202 99V98H201ZM209 99V98H208ZM219 99V98H218ZM227 99V98H226ZM36 100V99H35ZM38 100V99H37ZM78 100H79V98H78ZM90 100V99H89ZM145 100V99H144ZM150 100V99H149ZM206 100V99H205ZM205 100H203L204 101V103L206 102ZM217 100V98L215 99V101ZM12 101V100H11ZM50 101V100H49ZM85 101V100H84ZM115 101H116V99H115ZM141 101H142V98H141ZM146 101V100H145ZM144 101V102H145ZM210 101V100H209ZM214 101V102H215ZM220 101H222V100H220ZM7 102V101H6ZM5 102V103H6ZM35 102V101H34ZM65 102V101H64ZM81 102V101H80ZM80 102H78V103H76V105L78 106L79 104H80ZM92 99H91V104L90 105H93L92 104ZM137 102V101H136ZM135 102V103H136ZM143 102V101H142ZM188 102V101H187ZM228 102V101H227ZM7 103H9V102H7ZM83 103V102H82ZM87 103L88 102H86V103H83V104H85V106L87 105ZM109 103H107V104H109ZM115 103V102H114ZM118 103L119 102H117L116 104L118 105ZM134 103V104H135ZM141 103V102H140ZM147 103V102H146ZM181 103V102H180ZM191 103H192V101H191ZM219 103V102H218ZM221 103H224V102H221ZM45 104V103H44ZM69 104V103H68ZM207 104V103H206ZM225 104H226V100H225ZM229 104H231V103H229ZM5 105V104H4ZM19 105V104H18ZM34 105V104H33ZM36 105V104H35ZM47 105H49V104H47ZM56 105V104H55ZM59 105V104H58ZM89 105V104H88ZM137 106H138V104H136ZM140 105V107H143V106H141V105H143V104H139ZM27 106V105H26ZM25 106V107H26ZM40 106H43V105H40ZM52 106V105H51ZM57 106V105H56ZM79 106H82V104L81 105H79ZM94 106V105H93ZM93 106H91V107H93ZM113 106V105H112ZM116 106V105H115ZM115 106H114V109H115ZM202 106H200V107H202ZM208 106V105H207ZM211 106V105H210ZM221 106H223L222 104H221ZM229 106V105H228ZM7 107V106H6ZM30 107V106H29ZM71 107H73V106H71ZM76 107V106H75ZM88 107H90V106H87V108ZM212 107V106H211ZM214 107V106H213ZM226 107H227V104H226ZM226 107H223V109L225 108L226 109ZM264 107V106H263ZM1 108L3 109V113H5V111L6 110H4V108H5V106H4V108L3 107H1L0 106V110H1ZM43 108V107H42ZM55 108V107H54ZM85 109V110H88V109ZM95 108H96V106H94L93 108H92V110L94 109L95 110ZM120 108V107H119ZM205 108H207L206 106H205ZM14 109V108H13ZM109 109V108H108ZM112 109H113V107H112ZM117 109L118 108H116L115 110L117 111ZM121 109V108H120ZM119 109V110H120ZM136 109V108H135ZM135 109H133V111H135ZM137 109H139V108H137ZM143 109H144V107H143ZM222 109V110H223ZM29 110V109H28ZM84 110V111H85ZM93 110V111H94ZM200 110V109H199ZM201 110H203L204 111V108L203 109H201ZM230 110H231V108H230ZM16 111V110H15ZM36 111V108H32V109H30V111L29 112H35ZM61 111V110H60ZM89 111H91V108H90V110H88V113H89ZM122 111V110H121ZM120 111V112H121ZM208 111V110H207ZM211 112H212V109L210 110ZM210 111H209V113H204L205 115L206 114H210V116H212L213 117V115L210 113ZM223 111H227V110H223ZM228 111H229V108H228ZM40 112V111H39ZM59 112V111H58ZM118 112V111H117ZM140 112V111H139ZM219 112V111H218ZM1 113V112H0ZM15 113V112H14ZM25 113V112H24ZM91 113H92V111H91ZM119 113V112H118ZM142 113V112H141ZM183 113V112H182ZM2 114V113H1ZM6 114V113H5ZM5 114L3 115V116H5ZM16 114V113H15ZM28 114V113H27ZM43 114V113H42ZM63 114V113H62ZM90 114V113H89ZM93 114V113H92ZM138 114V113H137ZM191 114V113H190ZM214 114V113H213ZM219 114H221V112L219 113ZM218 114V115H219ZM229 114V113H228ZM38 115V114H37ZM44 115V114H43ZM141 115V114H140ZM183 115H184V113H183ZM195 115V114H194ZM227 115V114H226ZM35 116V115H34ZM46 116H47V114H46ZM53 116V115H52ZM79 116V115H78ZM89 115L87 114V117H88ZM98 115H94V117H97ZM132 116V115H131ZM198 116V115H197ZM209 116V115H208ZM221 116V115H220ZM224 116V115H223ZM222 116V117H223ZM228 116V115H227ZM226 116V117H227ZM27 117V116H26ZM42 117V116H41ZM82 117V116H81ZM90 117H92L91 116V114H90V116L88 117V118H90ZM94 117H92V118H94ZM101 117V116H100ZM99 116H98V119H96V120H94L92 123H94V124H92L91 123V126H95V128L96 129H98V127L100 128L101 126L100 125H102V127H103V125H104V122H101L102 120H103V118L100 120L99 118H100ZM130 117V116H129ZM144 117V118H145ZM193 117V116H192ZM200 117V116H199ZM241 117V116H240ZM20 118V117H19ZM35 118V117H34ZM40 118V117H39ZM43 118V117H42ZM175 118L177 119V121L176 122H174L175 121ZM235 118V117H234ZM238 118H239V116H238ZM244 118V117H243ZM250 118V117H249ZM64 119V118H63ZM82 119V118H81ZM113 119H115V118H113ZM112 119V121H111V123L112 122H114L115 120H113ZM189 119V118H188ZM198 119V118H197ZM203 119V118H202ZM225 119V118H224ZM230 119V118H229ZM228 119V120H229ZM74 120V119H73ZM77 120V119H76ZM78 120H79V118H78ZM92 120V119H91ZM110 120H111V118H110ZM110 120H108V121H110ZM190 120H191V118H190ZM201 120V119H200ZM227 120V119H226ZM234 120H237V119H234ZM45 121V120H44ZM61 121V120H60ZM84 121V120H83ZM181 121V122H180ZM184 121V120H183ZM192 121V120H191ZM206 121H207V119H206ZM217 121V120H216ZM240 120H238V122H239ZM247 121V120H246ZM52 122V121H51ZM74 122V121H73ZM79 122V121H78ZM117 122V121H116ZM119 122V121H118ZM118 122H117V124H118ZM160 122V121H159ZM200 122V121H199ZM199 122H197V123H199ZM223 122H225V121H223ZM249 123H250V119H249V121H248ZM84 123H87V122H84ZM84 123H82V124H84ZM103 123V124H102ZM139 123V122H138ZM190 123H192V122H190ZM217 123V122H216ZM215 123V124H216ZM244 123H246V122H244ZM252 123V122H251ZM32 124H34V123H32ZM41 124V123H40ZM63 124V123H62ZM116 124V123H115ZM142 124V123H141ZM150 124V123H149ZM208 124H211V123H208ZM215 124H214V121H213V124H211L212 125V127H213V125L215 126ZM228 124V123H227ZM240 124V123H239ZM242 124V123H241ZM21 125V124H20ZM36 125V124H35ZM75 125V124H74ZM191 125H193V124H191ZM196 125V124H195ZM210 125V126H211ZM246 125V124H245ZM30 126V125H29ZM42 126V125H41ZM79 126H80V124H79ZM79 126L77 127V128H79ZM82 126V125H81ZM81 126H80V128H81ZM106 126V125H105ZM125 126V125H124ZM140 126V125H139ZM142 126V125H141ZM158 126V125H157ZM203 126V125H202ZM225 126H227V125H225ZM224 126V127H225ZM234 126V125H233ZM235 126H236V128L238 129V127H237V125L235 124ZM249 126H250V124H249ZM40 127V126H39ZM62 127V126H61ZM83 127H84V125H83ZM83 127L81 128V130H83ZM158 127H160V126H158ZM195 127V126H194ZM206 127V126H205ZM220 127V126H219ZM219 127H218V129H219ZM230 127V126H229ZM43 128V127H42ZM52 128V127H51ZM56 128V127H55ZM54 128V129H55ZM72 128V127H71ZM85 128H87V127H85ZM84 128V129H85ZM125 128V127H124ZM127 128V127H126ZM125 128V129H126ZM142 128H144V127H142ZM152 128H154L155 129V135L153 136V140H156V138H157V136H158V134L159 133H162L161 131L163 130L162 128L160 129V128H157V127H152ZM225 128H227V127H225ZM250 128V127H249ZM249 128H247L246 126H239V134H237V137H235L236 136V134H235V136L234 135H232V133H231V138L232 137H235L236 138V140H233L234 141V144L235 145H237L236 143H235V141H238V142H240V144L238 145V146H240V147H238L237 146V148H236V150L233 152V153H231V155H230V149H228L229 151V153H225V154H229V160L225 163V164H227L228 165V169L230 170V176H232V177H230V178H232V181L230 182V180H229V182L232 184H230L229 186H230V189H229V192L230 191H232L230 194H231V198H230V194L227 196L228 198H230L231 199V201H230V203H231V205H232V207L231 208H228V210L229 211H234L236 214H235V216H242V215H244V213H245V211H246V209H247V207L248 206H246V201H247V194H249V193H247V188L248 187H246V185H247V183H246V179H247V182L248 181H250V179L248 180V177L247 176H249V178L251 177L250 176V174L251 173H257L256 171H260L261 169H259V166H261L260 164H262V163H258L257 161H256V157H254L255 155V153H257L258 154V152L256 151V149H255V151H254V147H253V144H255V142L257 143V140H255V142L252 144V142L250 141V137L248 136V134H247V129H249ZM50 129V128H49ZM70 129V128H69ZM88 129V128H87ZM94 129V128H93ZM103 129V128H102ZM147 129V128H146ZM164 129V130H165ZM187 128H185L184 130H186ZM197 129V128H196ZM198 129H200V128H198ZM208 129V128H207ZM207 129H205V130H207ZM214 129V128H213ZM228 129V128H227ZM226 129V130H227ZM46 129H44V131H45ZM128 130V129H127ZM188 130V129H187ZM230 130H232V129H229V131ZM234 130V129H233ZM249 130H251V129H249ZM13 131V130H12ZM38 131V130H37ZM97 131H99V129L97 130ZM126 131V130H125ZM167 131V132H168ZM198 131H200V130H198ZM216 131V130H215ZM82 132V131H81ZM84 132V131H83ZM167 132H165V133H167ZM183 132H186L187 133V131H183ZM202 132V131H201ZM217 132V131H216ZM231 132H233V131H231ZM13 134H14V132H12ZM44 133H46V132H44ZM68 133V132H67ZM91 132L89 131V135L87 134V133H85V134H87L88 136H89V142L91 141L92 142V134H90ZM99 133V132H98ZM143 133V132H142ZM211 133V132H210ZM223 133H224V131H223ZM227 133V132H226ZM229 133V132H228ZM234 133H235V131H234ZM233 133V134H234ZM251 133V131H249V134ZM13 134H11V137L13 138ZM76 134V133H75ZM95 134V133H94ZM205 134V133H204ZM219 134V133H218ZM15 135V134H14ZM73 135V134H72ZM139 135H141V133L139 134ZM142 135H144V134H142ZM164 135V134H163ZM185 135V134H184ZM197 135V134H196ZM217 135V134H216ZM238 135H240V136H238ZM253 135V134H252ZM202 137V141L204 142L203 143V146H204V148H205V146H207V145H211V144H213V143H211L212 142V140H211V137H207V135H201ZM251 136V135H250ZM254 136V135H253ZM261 136V135H260ZM259 135L257 136V135H255V137H251L252 139L253 138H256V137H259V138H262V137H260ZM49 138H47V139H50V136H48ZM71 137V136H70ZM91 137V138H90ZM128 137H130V136H128ZM195 138V137H194ZM214 138V137H213ZM230 138V139H231ZM164 139V138H163ZM169 139V138H168ZM186 139H188V138H186ZM218 139V138H217ZM216 139V140H217ZM220 141H224V140H226L227 139V135L226 134H222L221 136H220ZM256 139H258V138H256ZM150 140V139H149ZM262 140L264 141V139L262 138ZM47 141V140H46ZM45 141V142H46ZM49 141V140H48ZM47 141V142H48ZM164 141V140H163ZM188 141H189V139H188ZM228 141V140H227ZM231 141V140H230ZM258 141H259V139H258ZM261 141V140H260ZM259 141V143L261 144V142ZM46 142V145L48 144L49 145V143L50 142H48L47 143ZM89 143V144H92V143ZM151 142V141H150ZM154 142V141H153ZM182 142H183V140H182ZM185 142V141H184ZM184 142H183V144H184ZM226 142V141H225ZM232 142V141H231ZM4 143V142H3ZM88 143V142H87ZM144 143H145V138H144V136L142 137H140L139 138V144H140V146H142V145H144ZM147 143V142H146ZM188 143V142H187ZM187 143L186 144H184V145H187ZM190 143V142H189ZM218 143H220V142H218ZM233 143V142H232ZM45 144V143H44ZM52 144V143H51ZM55 144V143H54ZM61 144V143H60ZM167 144V143H166ZM178 144V145H177ZM183 144H181V145H183ZM221 144V143H220ZM223 144H225V143H223ZM228 145H229V143H227ZM148 145V144H147ZM150 145V144H149ZM153 145V144H152ZM214 146H215V143L213 144ZM219 145V144H218ZM231 145V144H230ZM228 146V148H231L233 145H231V146ZM262 145V144H261ZM263 145H264V143H263ZM1 146V145H0ZM5 146V145H4ZM52 147L54 146H56V145H51ZM61 146V145H60ZM165 146H167V145H165ZM191 146V145H190ZM219 146H221V145H219ZM218 146V147H219ZM223 146H225V145H223ZM222 146V147H223ZM255 147H256V144L254 145ZM258 146H260V145H258ZM51 147V148H52ZM63 147V146H62ZM133 147H135V146H133ZM157 147V146H156ZM183 147V146H182ZM196 147V146H195ZM198 147H202L201 145H199ZM213 147V146H212ZM59 147H56V149H58ZM155 147L154 146H152V147H150V146H148V147H145V151H142V152H140V154L139 155H137V159L136 160H140V159H142V158H147V156H149V155H151V156H154V155H156L157 154V151H160V150H157V149H159V147L158 148H156V150L154 149ZM162 148V147H161ZM187 148V147H186ZM203 148V147H202ZM233 148V147H232ZM259 148H261V149H263L264 148V146L263 147H258V149ZM1 149H3V151H4V147H3V145H2V147H1ZM1 149H0V151H1ZM55 149V148H54ZM62 148H59L58 150L60 151ZM170 149V148H169ZM213 149H215L214 147H213ZM218 148H216V150H217ZM48 150V149H47ZM49 150H53V149H49ZM117 150H118V148H117ZM133 150V149H132ZM137 150V149H136ZM140 150V149H139ZM163 150V149H162ZM166 150V149H165ZM201 150H203V149H201ZM200 150V151H201ZM222 150H223V148H222ZM2 151V152H3ZM46 151V150H45ZM55 151V150H54ZM223 151H225V150H223ZM259 151V150H258ZM1 152V153H2ZM55 152H57V151H55ZM119 152H120V150H119ZM131 152H135V151H131ZM130 152V154H132ZM153 152H155V154L153 153ZM163 152V151H162ZM169 152V151H168ZM205 152V151H204ZM221 152V151H220ZM226 152V151H225ZM159 153V152H158ZM183 153H185V160L186 161H189V163H184L183 164V162H181L182 164L181 165H178V162H180V161H178L177 163H176V161L178 160H176L175 158H171V160H169V158H167V159H164L163 161H164V163L166 164L165 165V167L164 168H155L154 170H153V172H152V175L151 176H153V177H157V176H162V175H165V173H166V170H169L170 168H172V169H174L173 170V174L175 175V176H177V177H179V179L180 180H178L179 181V183L178 184H173L171 187H168L169 189L168 190H170L171 192H167V193H163L165 190L163 189V188H165V187H163V188H158V190L156 191V192H158L161 196V198L160 199H155V200H153V202L152 203H150V205L148 204V205H146V206H138V209L135 211V214H136V216L138 215V216H140V217H146V216H148V215H150V213H148V212H156V210L157 211H163L164 213H162L161 214V216H159L160 217V221H165V219L168 217L169 219H171L174 223H176L177 224V226H175V227H177V229H176V231H175V234L177 235V234H180V232H183V230L184 231H186V230H190V229H192L193 230V228H190V226H192L191 225V223H190V225H189V223L187 222V220H188V218H189V216L191 217V216H193V215H195V213H197L196 211H195V213H194V211H193V208L192 209H188V210H186V209H184V208H179V207H177V206H172L168 201H167V198L166 197H164V196H167V195H169L170 193L171 194H175L177 197H180V196H182V194L184 193V185H182L180 182H181V174H182V171L183 170H181L180 171V168L181 167H185V165H193V163H196V153L195 152H193V151H189V150H185ZM202 153V152H201ZM47 154V153H46ZM164 154V153H163ZM169 154V153H168ZM171 154V153H170ZM203 154V153H202ZM211 154V153H210ZM214 154V153H213ZM118 155V154H117ZM134 155H136V154H134ZM160 155V154H159ZM167 155V154H166ZM174 155V154H173ZM176 155V154H175ZM1 156H2V154H1ZM158 156V155H157ZM210 156V155H209ZM217 156V155H216ZM45 157V156H44ZM48 157H50V159H51V155H49V156H46V158H48ZM52 157H53V154H52ZM161 157H163V156H161ZM166 157H168V156H166ZM172 157H174V156H172ZM199 157V156H198ZM225 157V156H224ZM258 158H260L259 156H257ZM54 158V157H53ZM126 158H128V157H126ZM132 158V157H131ZM130 158V159H131ZM133 158H136V156L135 157H133ZM151 159H153V157H150ZM164 158V157H163ZM177 158V157H176ZM205 158H207V157H205ZM210 160H213V156L211 155L210 157H208ZM208 158L207 159H205L204 161H207L208 160ZM264 158V157H263ZM144 159H142V160H144ZM202 159H204V158H202ZM202 159H200V160H202ZM47 160V159H46ZM45 160V161H46ZM68 160H70V158L68 159ZM72 160H74L73 158L71 159V161ZM153 160H155V158L153 159ZM153 160H149V161H153ZM184 160V161H185ZM221 160H223L224 161V159L222 158ZM226 160V159H225ZM242 160V161H241ZM260 160V159H259ZM261 160H263V159H261ZM4 161V160H3ZM44 161V160H43ZM44 161V162H45ZM71 161H67V163L64 165V166H62L63 168L64 167H66L68 164H70L71 163ZM128 161V160H127ZM131 161H132V159H131ZM156 161H158V160H156ZM203 161V160H202ZM201 161V162H202ZM219 161V160H218ZM255 161V162H254ZM264 161V160H263ZM72 162H74L75 163V161H72ZM123 162H125V161H123ZM130 162V161H129ZM155 162V161H154ZM168 162V163H167ZM213 163L215 162V160L214 161H212ZM217 162V161H216ZM262 162V161H261ZM3 163V162H2ZM1 162H0V164H2ZM132 163V162H131ZM161 163V162H160ZM176 163V165L174 166L173 164H175ZM198 163H200V162H198ZM203 163V162H202ZM205 163V162H204ZM207 163H209V162H206L205 164H198L197 165V163L195 164V165H197L198 166V168H196L195 170H192V171H190L191 172V178L193 179V180H195V181H197V180H206V179H202V178H205V177H201L200 176V174H199V172L200 171H202V170H204L206 167H207ZM218 163V162H217ZM217 163H216V166H215V168L216 167H218L217 169H215V170H218L219 168H222L223 167V165H222V163H221V165H222V167H220L221 165L220 164H218L217 165ZM223 163V164H224ZM180 164V163H179ZM254 164L256 165V164H258L259 166L257 167L258 169L255 171V172H253L256 168H254V167H256V166H254ZM264 164V163H263ZM129 165V164H128ZM132 165V164H131ZM154 165V164H153ZM74 166V165H73ZM72 166V167H73ZM196 166V167H197ZM226 166V165H225ZM210 167V166H209ZM261 167H263V165L261 166ZM62 168V169H63ZM69 168V167H68ZM200 168V169H199ZM212 168V167H211ZM208 169V168H207ZM213 169V170H214ZM223 169V168H222ZM214 170V171H215ZM229 170H227V171H229ZM66 171V170H65ZM68 171H70V170H68ZM144 171V170H143ZM171 171V170H170ZM210 172H211V170H209ZM214 171H212V172H214ZM224 171H226V170H224ZM262 171V170H261ZM59 172V171H58ZM136 172V171H135ZM210 172H208V173H210ZM216 172V171H215ZM214 172V173H215ZM217 172H220V169H219V171H217ZM221 172H223L222 170H221ZM220 172V173H221ZM60 173H62V172H60ZM65 173V172H64ZM63 173V174H64ZM70 173H72V171H70ZM134 173V172H133ZM141 173V172H140ZM149 173V172H148ZM169 173V172H168ZM188 173V172H187ZM262 173V172H261ZM66 174V173H65ZM68 174L69 173H67L66 174V176L65 177H67L68 176ZM72 174H75V172H73ZM222 174V173H221ZM226 174H227V172H226ZM264 174V173H263ZM263 174H260L261 176L263 175ZM96 175V174H95ZM142 175V174H141ZM140 175V176H141ZM149 175V176H150ZM171 174H169V176H170ZM185 175V174H184ZM202 175V174H201ZM130 176H132V177H130ZM145 176V175H144ZM148 176V175H147ZM188 176V175H187ZM61 177V176H60ZM129 177H130V179L129 180H127L126 181V184H127V186L126 187H128V188H130L129 189V191H131V190H133V189H135L136 188V184H138V178H136L137 179V181H136V183H135V177L133 176V175H129ZM152 177V178H153ZM166 177V176H165ZM59 178V177H58ZM63 178V182L65 181V183L66 182H68L67 180V178H64V177H62ZM160 178V177H159ZM219 178V177H218ZM228 178H229V176H228ZM5 179V178H4ZM54 179H56V178H54ZM151 179V178H150ZM220 179V178H219ZM223 179V178H222ZM252 179V178H251ZM262 179H264V177H262ZM2 180V183L4 182L5 183V181H3V179H1ZM77 180V179H76ZM144 180V179H143ZM158 180V179H157ZM165 181H167L166 179H164ZM163 180V181H164ZM189 180V179H188ZM216 181H217V179H215ZM225 180H226V178H225ZM81 181V180H80ZM79 181V182H80ZM88 181V180H87ZM148 181V180H147ZM155 181V180H154ZM162 181V182H163ZM169 181V180H168ZM171 181V180H170ZM256 181H257V179H256ZM254 182V184L255 183H258L257 185H258V187L261 189V188H264V183H262V182H258V181H261V179H259L257 182ZM7 182V181H6ZM72 182V181H71ZM70 182V183H71ZM82 183H84L83 181H81ZM124 182V181H123ZM140 182V181H139ZM159 182V181H158ZM161 182V181H160ZM173 182V181H172ZM188 182V181H187ZM204 182V181H203ZM209 182V181H208ZM264 182V181H263ZM2 183H0V185L2 184ZM69 183V182H68ZM82 183H80V184H82ZM90 183V182H89ZM87 184V185H90V184ZM99 183V182H98ZM105 183H107V182H105ZM153 183H157L156 181L155 182H153ZM167 183V182H166ZM165 183V184H166ZM176 183H177V181H176ZM207 183V182H206ZM211 183V182H210ZM219 184H220V182H218ZM218 183H217V185H218ZM6 184V183H5ZM76 184H78L77 182H76ZM80 184H78V185H80ZM150 184V183H149ZM163 184V183H162ZM215 184H216V182H215ZM223 184V183H222ZM225 184V183H224ZM251 183H249L248 185L249 186H251L250 185ZM73 185V184H72ZM83 185V184H82ZM92 185V184H91ZM169 185H170V183H169ZM225 185H228L227 183L225 184ZM223 186V189H225V191L227 192V188H224V187H228V186ZM247 185V186H248ZM256 185V184H255ZM69 186H71V185H69ZM68 186V187H69ZM76 186V185H75ZM81 186V185H80ZM83 186H85V185H83ZM106 186V185H105ZM124 186V185H123ZM140 186V185H139ZM143 186V185H142ZM145 186V185H144ZM162 186V185H161ZM194 186V185H193ZM210 186H212V185H210ZM209 186V187H210ZM90 187H93V186H90ZM98 187V186H97ZM157 186H155V187H151V188H156ZM213 187H215V186H213ZM212 187V188H213ZM219 187V186H218ZM221 187V186H220ZM256 187V186H255ZM73 188V187H72ZM75 188V187H74ZM73 188V189H74ZM79 188H81V187H79ZM84 188V187H83ZM127 188V189H128ZM140 188H142V187H140ZM147 188V187H146ZM193 188H195V187H193ZM217 188V187H216ZM215 188V189H216ZM229 188V187H228ZM250 188V187H249ZM86 189V188H85ZM99 189H100V187H99ZM148 189V188H147ZM150 189V188H149ZM166 189V188H165ZM192 189V188H191ZM200 189V188H199ZM214 189V188H213ZM214 189V190H215ZM222 189V188H221ZM216 190V191H220L219 193H221L222 194V192H223V190ZM258 189V188H257ZM4 190V189H3ZM8 191H9V189H7ZM109 190V189H108ZM108 190L107 191H105V192H108ZM138 189H136V191H137ZM139 190H141L142 191V189H139ZM144 190H146L145 188H144ZM155 190V189H154ZM153 190V191H154ZM186 190H188L187 188H186ZM195 191H194V193H193V195H191V197L190 198H188L189 200H188V202H192V200H194V197L195 196H199V190L197 189V188H195L194 189ZM208 190H210V191H212L211 190V188L209 189L208 188ZM13 191V190H12ZM79 191V190H78ZM81 191V190H80ZM91 191H95V190H91ZM98 191H100V190H98ZM97 191V192H98ZM112 191V190H111ZM111 191H110V193H111ZM120 191V190H119ZM119 191H117V192H115V193H119ZM125 191V190H124ZM128 191V192H129ZM135 191V190H134ZM135 191V192H136ZM140 191V193H138V191H137V195L139 196V194L141 195V194H145V192H147V193H150V192H148L149 190H147V191H142L141 192ZM151 191H152V189H151ZM192 191V190H191ZM249 191V190H248ZM264 190H262V192H263ZM4 192V191H3ZM6 192V191H5ZM4 192V193H5ZM14 192H16V191H14ZM101 192V191H100ZM98 193L99 195L101 194V193ZM128 192L126 191V192H124V193H127V195L129 196V194H128ZM132 192V191H131ZM155 192V193H156ZM201 192V191H200ZM226 192H225V194H226ZM49 193V192H48ZM78 193V192H77ZM76 193V194H77ZM80 193V192H79ZM87 193V192H86ZM107 194V195H111V194H113V193H111V194ZM114 193V194H115ZM122 194H123V192H121ZM134 192H132L131 194V196H132V199L133 198H136L134 195H136V194H133ZM153 193V192H152ZM154 193V194H155ZM190 193V192H189ZM208 193V192H207ZM214 193V192H213ZM213 193H211L212 195H210L209 197H210V199H209V197H208V199H206L207 201L209 200V202L210 203H208V205H209V210H213L214 209V207L216 206V203H217V199L219 200V198H221V197H219V198H216L215 197V195H213ZM218 193V192H217ZM218 193V195L220 196V194ZM224 193V192H223ZM13 194V193H12ZM19 193L17 192V194L16 195H14V196H16V197H14V196H12V198L14 197V198H17ZM24 194V193H23ZM97 194V195H98ZM103 194H106V193H103ZM151 194V193H150ZM187 194V193H186ZM202 194V193H201ZM200 194V195H201ZM216 194V193H215ZM224 194V195H225ZM228 194V193H227ZM262 193H260V195H261ZM10 197H8L7 196V198H10L11 199V195H10V193L8 194ZM20 195V194H19ZM54 195V194H53ZM61 195V194H60ZM59 195V196H60ZM80 195V198H81V201L82 202H86L87 201V199L89 198V199H91L87 194L86 195H84V194H79ZM91 195V194H90ZM96 195V194H95ZM107 195H102V196H104L103 197V199L104 198H106V196ZM125 195V194H124ZM146 195V194H145ZM223 195V194H222ZM263 195V194H262ZM4 196V195H3ZM24 196V195H23ZM47 196V195H46ZM91 196H93V194L91 195ZM101 196V195H100ZM121 196L122 197H124L123 195H120L119 194V196H118V199L120 200V198H121ZM126 196V195H125ZM131 196L129 197V198H131ZM134 196V197H133ZM137 196V197H138ZM186 196V195H185ZM249 197H250V195H248ZM21 197V196H20ZM19 197V198H20ZM199 197H201V196H199ZM222 197H224V196H222ZM259 197V196H258ZM1 198H3V197H1ZM6 198V199H7ZM26 197H23L22 199H25ZM54 198H55V195H54ZM97 197H93V199H91L92 201H94V202H92V203H94L95 204V201L97 202V200H94V199H96ZM100 198V197H99ZM98 198V199H99ZM226 199V196L223 198V199H226L227 200V202L229 201V199ZM28 199H31L30 198V196H28ZM41 199V198H40ZM48 199H51V200H54V199H52V198H48ZM58 199V198H57ZM61 199V198H60ZM186 199V198H185ZM256 199V198H255ZM13 201H16V199L14 200V199H12ZM20 200L21 199H18V202H20ZM32 200V199H31ZM35 200V199H34ZM41 200H43V199H41ZM41 200L40 201H38V202H40L41 203ZM102 200V199H101ZM117 200V199H116ZM183 200V199H182ZM221 200V199H220ZM258 200H261V199H258ZM258 200H256V201H258ZM7 201H9L8 199H7ZM6 201V202H7ZM11 201V200H10ZM10 201L8 202V203H10ZM33 201V200H32ZM32 201H26L25 203H26V205L30 202H32ZM56 201V200H55ZM66 201H67V199H66ZM100 201V200H99ZM121 201H125V202H127L128 201V199L127 198H123ZM178 201V200H177ZM249 201V200H248ZM17 202V201H16ZM18 202L16 203V204H18ZM54 202V201H53ZM52 202V203H53ZM63 202V201H62ZM119 202V201H118ZM133 202V201H132ZM188 202H186V203H188ZM195 202H197V201H195ZM259 203H260V201H258ZM22 203H24V202H22ZM98 203H100V202H98ZM221 203V201H219V204ZM229 203V202H228ZM13 204V203H12ZM140 204V203H139ZM178 204V203H177ZM198 204V203H197ZM248 204V203H247ZM39 205V204H38ZM43 205V204H42ZM70 205V204H69ZM95 205H97V203L95 204ZM207 205V204H206ZM258 205V204H257ZM15 206V205H14ZM22 206H23V204H22ZM32 206H34V204L32 205ZM56 206V205H55ZM91 206H92V204H91ZM91 206H89V207H91ZM219 206V205H218ZM229 207H230V205H228ZM35 207H37V206H35ZM42 206L40 205V208H41ZM48 207V206H47ZM132 207V206H131ZM136 207V206H135ZM68 207H66V208H64V210L65 209H67ZM93 208V207H92ZM208 207H206V209H207ZM17 209H19L18 207H17ZM16 209V210H17ZM42 209V208H41ZM40 209V210H41ZM46 209V208H45ZM62 209H63V207H62ZM61 209V210H62ZM126 209V208H125ZM196 209V208H195ZM39 210V211H40ZM44 210V209H43ZM42 210V211H43ZM60 210V209H59ZM68 210V209H67ZM131 210V209H130ZM227 210V211H228ZM258 210V209H257ZM25 211V210H24ZM38 211V212H39ZM71 211V210H70ZM85 211V210H84ZM129 211V210H128ZM132 211V210H131ZM206 211V210H205ZM211 211H209L210 213H212ZM68 212V211H67ZM76 212V211H75ZM130 212V211H129ZM151 212V213H152ZM203 212V211H202ZM214 212V211H213ZM234 212H232V214L234 213ZM28 214H30L29 212H27ZM43 213V214H42ZM41 214H42V216L44 215V211L42 212ZM161 213V212H160ZM205 213V212H204ZM47 215H48V213H46ZM45 214V215H46ZM66 214V213H65ZM157 214V213H156ZM227 214V213H226ZM230 214V213H229ZM246 214V213H245ZM38 217H39V214H36ZM154 216H155V214H153ZM152 215V216H153ZM196 215H198V213L196 214ZM247 215V214H246ZM31 216H32V214H31ZM63 216V215H62ZM66 216H68L69 217V215H66ZM70 216H72L73 217V215H70ZM81 216V215H80ZM112 216V215H111ZM116 216V215H115ZM186 216H188V218L186 219ZM257 217H258V215H256ZM260 216V215H259ZM28 217H29V215H28ZM37 217V218H38ZM71 217V218H72ZM104 217V216H103ZM118 217V216H117ZM150 217V216H149ZM244 217V216H243ZM242 217V218H243ZM21 218H23V217H21ZM32 218V217H31ZM30 217H29V220L31 219ZM98 218H100V217H98ZM121 218L122 219H126L127 221H128V223H129V225H128V228H125V227H122V228H120V226H118L117 224H115L114 226H112L113 228L111 229H109L110 230V234L111 235H114L115 234V236L120 240V242H121V246L120 247H118V249H112L111 251H110V253L108 252V254H110V257H105L106 258V260L108 259V258H115L116 256H119L120 255V253L122 252V253H126V252H134L135 250H137V251H135L136 253L137 252H139L140 251V249H139V239H140V237L139 236H131L130 234H129V231H130V229L132 228V227H136L137 228V226H138V228H140V229H143L145 226H146V223H144V220L146 219H144V218H142V220L141 221H138V222H136V221H134L133 220V216L132 215H130V214H128V212L127 211H122V213H121ZM157 218V217H156ZM167 218V219H168ZM194 218V217H193ZM227 218H229L230 219V217H227ZM226 218V219H227ZM264 218V217H263ZM25 219V218H24ZM44 219V218H43ZM104 219H105V217H104ZM118 219V218H117ZM196 219V220H195ZM194 220L199 224V222H203V221H201V219H202V215H198L196 218H195ZM228 219V220H229ZM234 219V218H233ZM254 219L255 218H253V221H254ZM19 220H20V218H19ZM23 220V219H22ZM22 220L20 221V222H22ZM42 219L40 218V221H41ZM58 220H60V219H58ZM115 220V219H114ZM194 220H192V221H194ZM223 219H220L219 221H222ZM236 219H234L233 221L232 220H229L228 222H225V223H229L228 225H229V228L231 227V229L233 228H235L236 226H238L237 225V221H235ZM239 221H240V219H238ZM260 220H262V219H260ZM25 221H26V219H25ZM24 221V222H25ZM39 221V222H40ZM66 221V220H65ZM188 221H190V219L188 220ZM227 221V220H226ZM255 221H256V219H255ZM69 222V221H68ZM96 222V221H95ZM115 222V221H114ZM113 222V223H114ZM147 222V221H146ZM150 222V221H149ZM224 222V221H223ZM26 223V222H25ZM58 223V222H57ZM63 223H65V222H63ZM62 223V224H63ZM100 223V222H99ZM118 223V222H117ZM155 223H157V222H155ZM159 223V222H158ZM165 223H167V222H165ZM218 223V222H217ZM256 223V222H255ZM258 223V222H257ZM256 223V224H257ZM21 224H24L23 222L21 223ZM35 224V223H34ZM60 224V223H59ZM58 224V225H59ZM81 224H84V223H81ZM111 224V223H110ZM221 225H219V224H216L217 226H214V228L215 227H220V226H224L222 223H220ZM239 224V226L241 225V223H238ZM1 225V224H0ZM3 225V224H2ZM80 225V224H79ZM86 225V224H85ZM156 225V224H155ZM171 225V224H170ZM169 225V226H170ZM173 225V224H172ZM225 225H227V224H225ZM228 225H227V227L226 228H228ZM48 226V225H47ZM65 226V225H64ZM83 226V225H82ZM87 226V225H86ZM85 226V227H86ZM90 225H88L87 227H89ZM107 226H109L108 224H107ZM122 226V225H121ZM157 226V225H156ZM159 226V225H158ZM174 226V225H173ZM238 226V227H239ZM41 227V226H40ZM91 228H92V226H90ZM106 227V226H105ZM149 227H152V226H149ZM200 227V226H199ZM205 227V226H204ZM208 227V226H207ZM74 228V227H73ZM82 228V227H81ZM148 228V227H147ZM203 228V227H202ZM210 228V227H209ZM222 228V227H221ZM224 228V227H223ZM2 229V228H1ZM26 229H27V227H26ZM25 229V230H26ZM32 229V228H31ZM41 229H43V228H41ZM75 229V228H74ZM73 229V230H74ZM119 229V231L118 232H115V231H117ZM151 229V228H150ZM158 229V227H155V229L154 230H150V232L147 234L146 233V235L144 236V237H142V240H143V242L145 243V245H146V252H148L149 253V255H151L152 253H156V252H151L152 251V249H156V248H159L160 247V245L163 243V242H165V238H166V233L165 232H167V229L166 230H163L161 233H160V235L162 236V239L161 240H158L157 238H155V235L157 234V232H156V230ZM200 230V228H197V230ZM213 229V228H212ZM236 230H238V228H235ZM240 229H242V228H240ZM247 229V228H246ZM250 229L251 230H253V227L251 228L250 227ZM255 229V228H254ZM40 230V229H39ZM45 230V229H44ZM44 230H42V231H44ZM94 230V229H93ZM105 230V229H104ZM170 230V229H169ZM171 230H172V227H171ZM175 230V229H174ZM236 230H235V233H234V236L236 235ZM250 230V231H251ZM23 231V230H22ZM26 231H29V230H26ZM72 231V230H71ZM76 231V230H75ZM85 231V230H84ZM226 231V230H225ZM248 231H249V229H248ZM254 231V230H253ZM252 231V232H253ZM258 231H259V229H258ZM34 232H36V230H34ZM47 232V231H46ZM45 232V233H46ZM50 232V231H49ZM48 232V233H49ZM67 232V231H66ZM69 232V231H68ZM86 232V231H85ZM135 232V231H134ZM169 232V231H168ZM194 232H195V229H194ZM198 232V231H197ZM196 232V233H197ZM212 232V231H211ZM238 232L239 233H242V231L240 232L239 230H238ZM243 232H245V230L243 231ZM247 232V231H246ZM245 232V233H246ZM248 233L247 232V234H248V236L247 237H249L250 236V239L252 240V242H253V244H255L256 243V241H258L259 239H260V237H261V234H254L255 233V231H254V233ZM2 232L0 231V234H1ZM72 233V232H71ZM108 233V232H107ZM106 233V234H107ZM137 233V232H136ZM185 233L186 232H183V234H184V236H185ZM209 233V232H208ZM213 233L215 234V231H213ZM225 233H227V232H224L223 234H225ZM230 233V231L227 233V234H229ZM259 233V232H258ZM25 234H28V233H25ZM30 234H31V232H30ZM36 234H37V232H36ZM39 234V233H38ZM37 234V235H38ZM58 234V233H57ZM69 234H70V232H69ZM109 234V233H108ZM133 234V233H132ZM138 234V233H137ZM188 234H192V232L191 233H189L188 232ZM201 234V233H200ZM206 234V233H205ZM210 234V233H209ZM250 234V235H249ZM31 235H33V234H31ZM48 234H46V236H47ZM59 235H60V233H59ZM72 235H74V234H72ZM134 235V234H133ZM167 235H169V234H167ZM241 235V234H240ZM240 235H238V236H240ZM245 235H243L242 234V236H245ZM46 236H42L43 237V239H46ZM64 236H66V235H64ZM89 236V235H88ZM92 236H94V235H92ZM101 236V235H100ZM106 236V235H105ZM115 236H113V237H115ZM158 236V235H157ZM187 236H189V235H187ZM186 236V237H187ZM196 236H198V234L196 235ZM195 236V237H196ZM209 236V235H208ZM215 236V235H214ZM213 235L210 237V238H212V237H214ZM33 237V236H32ZM31 237V238H32ZM35 237V236H34ZM61 237V236H60ZM74 237V236H73ZM180 237V239H183V238H181V236H179ZM203 237H206V236H203ZM208 237V238H209ZM221 237H223L224 238V240H220V242L222 241H224L223 243V246L221 245V244H219V245H221L220 246V248L221 247H223V249L221 248V250H223V254H222V252H220V254L221 255H223V256H219L220 257V263L221 264H225V262L226 261H228V259H230V256L232 255L231 253H233L234 252V250H236V249H234V247L236 246L235 245V243L237 242V240H238V237H236L237 238V240H234V238L235 237H233V231H232V233L231 234H229V235H227L226 237H224L223 235H221L220 236V238ZM246 237V238H247ZM11 238V237H10ZM39 238V237H38ZM101 238V237H100ZM110 238H112L111 236H110ZM198 238V237H197ZM208 238H206V239H208ZM216 236H215V238H212V239H215L216 240ZM222 238V239H223ZM240 238V237H239ZM3 239V238H2ZM24 239V238H23ZM48 239V238H47ZM51 239V241H54V239L53 238H50ZM89 239V238H88ZM95 239V238H94ZM171 239V238H170ZM173 239V238H172ZM178 239V238H177ZM180 239H178L177 241H179ZM200 239H202V238H200ZM205 239V238H204ZM249 239V238H248ZM12 240V239H11ZM10 239H9V243H10V241H11ZM39 240H41V239H39ZM68 240V239H67ZM96 240H98V239H96ZM105 240V239H104ZM203 240V239H202ZM201 240V241H202ZM208 240H210V239H208ZM207 240V241H208ZM0 241H1V239H0ZM8 241V240H7ZM7 241H6V246H8V244L9 243H7ZM36 241H37V243L39 242L40 244H42L40 241H38V239L36 238ZM48 241H49V239H48ZM47 241V242H48ZM66 241V240H65ZM171 241H173V240H171ZM196 241V240H195ZM200 241V242H201ZM236 241V242H235ZM254 241H255V243H254ZM43 242H45V241H43ZM50 242V241H49ZM99 242V241H98ZM102 242V241H101ZM197 243H198V240L196 241ZM199 242V243H200ZM203 242V245L205 244L206 245V243H204V240L202 241ZM201 242V243H202ZM209 243L211 242V240L210 241H208ZM213 242H216V241H213ZM239 242V241H238ZM1 243V242H0ZM12 243H14L13 241H12ZM11 243V244H12ZM29 243V242H28ZM33 243V242H32ZM34 243H36V242H34ZM46 243V242H45ZM51 243V242H50ZM49 243V244H50ZM55 243V242H54ZM76 243H78V242H76ZM94 244H96L95 242H93ZM140 243H142V242H140ZM144 243L142 244V245H144ZM171 243V242H170ZM199 243H198V245H199ZM201 243H200V245H201ZM3 244V243H2ZM11 244H9V246L11 245ZM16 244V243H15ZM23 244V243H22ZM24 244H26L27 246H28V244L27 243H24ZM82 244V243H81ZM88 244V243H87ZM167 244V243H166ZM172 244H174V245H176L175 244V242H173ZM172 244H171V246H172ZM249 244H250V242H249ZM252 244V245H253ZM257 244V243H256ZM4 245V244H3ZM90 245V244H89ZM106 245V244H105ZM104 245V246H105ZM120 245V244H119ZM141 245V247H143ZM173 245V246H174ZM187 245V244H186ZM195 245V244H194ZM197 244H196V246H198ZM210 244H207V246H209ZM12 246L13 245H11L10 247H11V249H12ZM20 246H24L25 248H27L25 245H21L20 244ZM51 246V244L48 246V247H50ZM64 246V245H63ZM66 246V245H65ZM71 246V245H70ZM73 246V245H72ZM88 246V245H87ZM90 246H92V245H90ZM163 246V245H162ZM206 246V247H207ZM210 246H212V245H210ZM239 246V245H238ZM4 247V246H3ZM31 247V246H30ZM53 247H55L54 245H53ZM83 247V246H82ZM89 247V246H88ZM145 247V246H144ZM143 247V248H144ZM167 247V246H166ZM188 247V246H187ZM192 247V246H191ZM205 247V246H204ZM51 248V247H50ZM84 248V247H83ZM107 248V247H106ZM110 248V247H109ZM112 248V247H111ZM163 248V247H162ZM167 248H169V246L167 247ZM209 248V247H208ZM208 248H207V250H208ZM213 248H215V247H213ZM218 248V249H217ZM216 248V250H218V251H220L219 250V247H217ZM237 249H238V247H236ZM252 248H254V247H252ZM9 249V248H8ZM21 249V248H20ZM20 249H18V250H20ZM30 250L32 249V248H29ZM36 249V248H35ZM40 249V248H39ZM53 249H55V248H53ZM70 249V248H69ZM79 249V248H78ZM87 249H89V248H87ZM90 249H93V248H90ZM102 249V245L101 244H99L98 246H96V248H94L92 251H90L89 253H90V259L89 258H87L86 256V258L87 259H89V260H93V258H94V260L96 259V257H97V255H99V254H101L102 253V251L100 252V250ZM145 249V248H144ZM166 249V248H165ZM187 249V248H186ZM198 249L199 248H197V251H198ZM200 249H203V248H200ZM199 249V250H200ZM234 249V250H233ZM255 249V248H254ZM13 250V249H12ZM24 250H26V249H24ZM23 250V251H24ZM49 250V249H48ZM72 250V249H71ZM77 250V249H76ZM107 250V249H106ZM178 250H180V249H178ZM183 250H185V249H183ZM206 250V249H205ZM253 250V249H252ZM17 251V250H16ZM53 251V250H52ZM84 251H86V249L84 250ZM141 251H143L144 252V250L143 249H141ZM163 251V250H162ZM169 251V250H168ZM193 251H194V249H193ZM250 251V250H249ZM248 251V252H249ZM26 252V251H25ZM31 252V256H33V252L32 251H30ZM37 252H38V250H37ZM51 252V251H50ZM55 252V251H54ZM66 252V251H65ZM83 252V251H82ZM159 252H161V251H159ZM164 252V251H163ZM174 252V251H173ZM236 252V251H235ZM252 252H254V251H251V255H249V256H252V258L254 259V257H253V255H252ZM24 253V252H23ZM29 253V252H28ZM41 253V252H40ZM40 253H38L39 255H40ZM45 254H43V255H47L48 253H46V252H44ZM71 253V252H70ZM89 253H87V254H89ZM135 253V254H136ZM141 253V252H140ZM145 253V252H144ZM177 253V252H176ZM187 253V252H186ZM202 253H204L203 251H202ZM219 252H217V255H219L218 254ZM11 254H12V252H11ZM30 254V253H29ZM57 254V253H56ZM55 254V255H56ZM64 254V253H63ZM127 254V253H126ZM158 254V253H157ZM160 254V253H159ZM161 254H162V252H161ZM160 254V255H161ZM166 254H167V251H166ZM166 254H163V255H166ZM185 254V253H184ZM191 254V253H190ZM234 254H236V253H234ZM249 254V253H248ZM24 255V254H23ZM39 255H37V257L39 256ZM42 255V256H43ZM54 255V254H53ZM58 255V254H57ZM56 255V256H57ZM84 255V254H83ZM86 255V254H85ZM105 255H107V253L105 254ZM123 255V254H122ZM130 255V254H129ZM136 255H138V254H136ZM135 255V256H136ZM141 255V254H140ZM200 255H202L201 253H200ZM204 255V254H203ZM41 256V257H42ZM48 256V255H47ZM62 256V255H61ZM79 257V254L78 255H76L75 257ZM100 256V255H99ZM109 256V255H108ZM135 256H132V257H129V258H127V255H126V258L127 259H129V260H127V262L125 263V261H124V264H127L130 260H131V258H133V257H135ZM148 256V255H147ZM146 256V257H147ZM173 256L175 257V253H173ZM177 256V255H176ZM193 256V255H192ZM194 256H197V255H194ZM193 256V257H194ZM235 256V255H234ZM258 256V255H257ZM12 257V256H11ZM22 257V256H21ZM33 257H35V255L33 256ZM44 257H46V256H44ZM57 257H60V256H57ZM55 258V257H53L54 259H57V261L55 260V261H52V262H50L49 264H62V262H64V261H66V260H64V261H60L58 258ZM73 257V256H72ZM83 256H81L80 258H82ZM84 257V258H85ZM103 257V256H102ZM123 257H125V255H123ZM122 257V258H123ZM150 257V256H149ZM155 257H157V256H155ZM189 257V256H188ZM199 257V256H198ZM223 257V258H222ZM9 258V257H8ZM27 258V257H26ZM68 258H70V257H68ZM68 258H65V259H68ZM138 258V257H137ZM142 258V257H141ZM152 257H150L149 259H151ZM159 258H161L160 256H159ZM165 258V257H164ZM180 258V257H179ZM196 258V257H195ZM5 259H7V258H5ZM4 259V260H5ZM30 259V258H29ZM43 259H45V258H43ZM54 259H52V260H54ZM61 259H64V258H61ZM72 259V258H71ZM71 259H69V260H71ZM98 259H100V258H98ZM120 259V257L117 259V257H116V260H111L112 262L113 261H115L116 263H117V261ZM177 259V258H176ZM198 259V258H197ZM202 259V258H201ZM200 259V260H201ZM231 259H232V257H231ZM236 259V258H235ZM235 259H232L233 261L235 260ZM36 260V259H35ZM73 260V259H72ZM76 260H77V258H76ZM83 260V259H82ZM81 259H80V262L82 261ZM92 260L91 261H89V262H92ZM102 260H104V257L102 258ZM110 260V259H109ZM122 260V259H121ZM125 260V259H124ZM179 260V259H178ZM178 260H176V261H178ZM187 260H189L190 261V259H187ZM192 260V259H191ZM196 260V259H195ZM194 259L192 260V262L193 261H195ZM3 261V260H2ZM2 261H0V262H2ZM13 261V260H12ZM29 261H34V260H32V259H30ZM39 261V260H38ZM85 261H86V259H85ZM99 261H101V260H99ZM97 262V264L99 263H102L103 261H101V262ZM123 261V260H122ZM152 261V260H151ZM155 261V260H154ZM197 261H199V260H197ZM254 261V260H253ZM67 262V261H66ZM73 262H75V261H73ZM72 262V263H73ZM82 262H84V261H82ZM89 262H88V264H89ZM105 262V261H104ZM108 262V261H107ZM106 262V263H107ZM111 262V263H112ZM119 262V261H118ZM149 262H150V260H149ZM148 262V263H149ZM191 262V261H190ZM218 262V261H217ZM2 263H5V262H2ZM78 263V262H77ZM76 263V264H77ZM115 263V264H116ZM220 263H218V264H220ZM229 263H230V261H229ZM229 263H227L226 262V264H229ZM6 264V263H5ZM12 264V263H11ZM21 264V263H20ZM41 264H43V262H41ZM64 264V263H63ZM66 264V263H65ZM74 264V263H73ZM81 264V263H80ZM86 264V263H85ZM94 264V263H93ZM113 264V263H112ZM137 264H139V263H137ZM153 264V263H152ZM174 264H177L176 262L174 263ZM188 264V263H187ZM196 264V263H195ZM197 264H199V263H197ZM232 264V263H231ZM252 264V263H251Z\"/></svg>",
    "mask_w": 264,
    "mask_h": 264
}]
</instances>
